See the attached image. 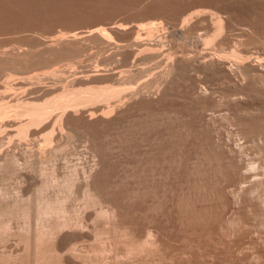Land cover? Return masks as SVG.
<instances>
[{
	"label": "rangeland",
	"instance_id": "obj_1",
	"mask_svg": "<svg viewBox=\"0 0 264 264\" xmlns=\"http://www.w3.org/2000/svg\"><path fill=\"white\" fill-rule=\"evenodd\" d=\"M138 1H139V4L141 6L138 4ZM138 1H137L136 5L134 6V8H136V6L139 5L140 6V7L138 6L139 10H140V8H142V5L145 6V8H143V10L148 8V7H146V5L149 6V2H151V0H147V1L142 0L143 3L141 2V0H138ZM144 1H146V5H145ZM175 1H177V2H175ZM182 1L183 0H174L173 2L176 4L174 8L172 7L173 2L171 1V4H170L171 6H169V8L167 10V12H169V9H171L170 12L177 14L176 16L174 14L172 16V14H170V13H169V15H171V16H169L168 13H166V12H165L166 14L164 12L162 13V11H165V10H160L161 12H159V13L161 15H157V13L154 12L157 9L156 10H153V9L149 10V8L146 9V11H143V10H141V11L144 14H146L145 12L149 13L151 11L149 13V15L150 14H156L157 16L156 15H150L149 16V15H147L148 13L146 15H142L141 12L139 11V14L143 16V17L142 16L140 17V16H138L139 14H136V13H138L137 8H136L137 10L132 8V9H134V11H136V13L134 11L129 12L130 10L132 11V9H130L127 12H124L125 14L123 12H122L123 14L121 12L112 13L110 18H106L108 21H105V19H104L103 21H101V25H100L104 29L107 28L106 33H108V36L111 35V37H112L111 39L108 37V39L110 40V43L107 42V43L101 44L99 42L100 44H98L97 42L92 43V41H87L88 43L85 41H82V43L85 44V46H87V47H86V49L82 50L83 52H81L80 55L70 56V57H67L65 59H59V60L53 59L54 61L50 60L47 62H41V63H38L37 65H33V66H29V67H27V66L24 67V65L20 66L21 68L19 66L18 67L15 66L14 68L11 66H7V67H4L5 69L4 68L0 69V76H1L0 77V102H2L0 104L3 106L6 104V106H4V107L0 106V129H3V130H0V195H2V193H3L1 200L6 199L4 202H12V201H19V202L21 201L22 203L27 202V204L29 203V205L32 202L33 203V204H31V206H32L35 203H37L38 201H40L42 198L44 200L45 199L46 200L47 199H49V200L53 199L54 200V198L56 196H57V199L59 197L60 198L63 197L61 199L60 198L58 199L60 201H63V203L61 202V204H63V206L61 205L62 211L60 210V213L58 212V214H62L65 212L62 215L65 219L73 220V221L75 220L77 222H80L78 224H80L82 226V228H80L78 226L79 230H76V229H78L77 227L76 228L74 227L75 229L74 228L62 229L61 233L59 232V234H58L59 236L56 233L57 239L54 238L56 240V241L54 240V243H53V241H52V243L50 242V244H49L50 246L49 245L47 246L48 243L44 244L43 246L41 245L42 247L39 250H42L41 251L42 253L44 251V253L42 254L39 250H38V252H40V254H42V256L44 255V257H45V255H46V257H48L50 259H48L46 261V258H45V261L40 262V264H264V197L262 196V195H264V172H263L264 171V168H263L264 167V159L260 160V157L264 158L262 156L264 153H262L258 149V147L260 145V143H259L260 141H258L256 139L257 142L255 143V146L257 144L258 147H257V149H256V147L254 148L253 147L254 142H251L249 139H246L247 137H242V136H244L243 133L241 132L242 127H241V129L239 128V126H242L244 124H248V122L249 123L250 122L256 123V121L258 122L259 120L264 118V114H263L264 113V103H262V101H260V99L261 100L264 99V88H262V87L259 88L260 86L256 85L257 89H256V87H254L255 90L252 88L253 92H251V88H250V85H252L251 81H253L250 73L252 72V74L254 76H258L259 74L262 75V73H264V64H263L264 63V47H263L264 46V42H263L264 41V39H263L264 38V22H262L260 20V19H264V16H263L264 15V10H263L264 8H262L264 6V0H224L226 2V5L223 4V3H225V2H222L223 0H219V1L218 0H216V1L215 0H208L211 2H208L207 0H205V2H204V0H203V2L200 0H198V1L197 0H187L189 4L187 3L185 5L183 4V2L186 3V1L185 0L183 2ZM221 3L224 5L225 8L223 7V5H222V7H220L221 5L219 6V4H221ZM178 4H180L182 6V8H183L182 10L179 9V8H181V6ZM215 5H217V6H215ZM253 6L254 7L259 6V7L253 8ZM175 8H177V9L175 11H173ZM258 10H261V11H258ZM181 11H183V12L180 13ZM211 11L213 13L211 15L215 14L217 16V14H218V16L220 18L219 19L218 16L216 17L214 15L215 16L214 19H216L215 21H217V18H218V20L223 19L222 20L223 22L226 20L224 23L220 21L223 26L225 25L223 27L224 28L223 33H222V30L220 29V28H222L221 25H220V27H217L218 30L219 29L221 30V32H219L220 30L218 31L217 28L215 27L217 22H215L211 18L212 16L209 15ZM175 12H179V13H175ZM207 12H209V14ZM191 13H193V14H191ZM206 13L209 15V17ZM262 13H263V15H262V17H260ZM165 15H168V16H165ZM232 16H233V18H232ZM177 18H179V19H177ZM185 18H187L186 23H185V21L183 22V20ZM229 19L232 22H229L230 21ZM119 22H120V24L122 23L121 24L123 27L122 30L123 31L125 30L126 33L129 32L128 33L129 35H127L125 32H123L121 30L119 33L118 32L119 30L117 31L116 29L114 30L115 31V33H114L113 29H111L113 27V25H115L113 23L119 24ZM212 22H214L216 24L212 25V24H214ZM233 22H234V26H233ZM260 22H262V23H260ZM110 23H112V24H110ZM123 23H125V24H123ZM179 23L182 25V27L180 26ZM57 24L58 23H56V25H54V26H58ZM89 24L90 23L88 22V25ZM229 24H230V26H229ZM59 25H60V26H58L59 28L56 27V29H54V26H52L51 29H54V30L51 31L49 29L48 32L49 33L52 32L53 34L56 32L62 33V32H65V30H68L70 32L72 30H75L76 26H80L79 24H73L75 26H73L71 24H64L63 25V23H62L63 26L61 24H59ZM70 25L72 26L73 29L71 28ZM81 25H82L81 26L82 28L79 27V29L80 28L83 30H84V28L86 29V27H84L86 25V23L85 24L81 23ZM109 25H110V27H109ZM137 25H138V28H137ZM236 25H237V27H236ZM66 26H68V28H66ZM212 26H214V28L218 31L217 33H216L215 29H213ZM217 26H218V24H217ZM232 26L236 30L234 28H233L234 30L233 29L230 30V28H232ZM62 27H63V30H61ZM134 27H136V28H134ZM132 28H134V29H132ZM141 28H142V30H141ZM81 29H80V31H81ZM131 29L133 30L132 32L130 31ZM138 29H140V30L138 31ZM228 29H229V31L232 32V37L230 36V38H232L235 42L229 38L230 33L228 34V32H229ZM28 30H30V29L24 30L25 33L22 32L23 34L20 32L21 30H17L20 32V34L16 30H13V31L8 30V34H6L7 31H4L6 35L4 34V32H0V34L2 33L1 34L2 37L0 36V56L2 58L3 57L5 58L7 54H11V53L13 54V52L15 50L16 51L21 50V53H22V52H24L25 48H26L25 51H27L28 48H31L32 46L31 47H29V46L32 45L33 43H34L33 45L37 44L36 47L39 49H40V47L43 48V46L46 42L47 43L49 42V44H46V46H44V48L47 49V47L51 46L50 45L51 39L53 40L54 37L51 38L50 36H48V37H50V39L46 38V37L45 38L42 37V39H45L44 42H42L43 40L39 39V37L41 38V36L36 35V33L34 32V31H39V29H37V30L31 29L35 33V36H36L35 40L37 37L39 39V40H37L38 43H35V42H33L35 40H33L32 38H31L32 41L30 40V38H26V37L30 36L31 34L34 35V33L32 31H31L32 32L31 34H30V32L28 33ZM77 30H78V27H77ZM68 31H66V33ZM13 32L14 33L16 32L15 34H17V36ZM10 33H12L13 35H11ZM45 33H47V32H45ZM52 33H50V34H52ZM60 33H58V34H60ZM137 33H138V35H137ZM213 33L217 34L219 37L221 35H223V37L221 36V38H219L217 35L214 36ZM220 33H222V34H220ZM233 33L235 34V36H233ZM53 34H52V36H53ZM25 35H27V36L25 37ZM57 35H55V36H57ZM225 35H228V36L226 37ZM236 35H237V37H236ZM13 36H15V37H13ZM45 36H47V35H45ZM120 36H121L122 40L120 39ZM124 36L127 39H125ZM32 37H34V36H32ZM57 37H59V36H57ZM211 37L213 39H217V40H215V42H214V40ZM225 37L229 38V39H226ZM234 37H235V39H234ZM24 38H25L26 42H24L25 40H22ZM117 38H119V40ZM237 38H239V39H237ZM47 39H49L50 41L49 40L47 41ZM54 39H56V37ZM27 40L28 41L30 40L33 43H30V41L27 42ZM127 40H128V42H127ZM228 40L230 41V44L228 42L226 43V41H228ZM238 40H241V42L240 41L238 42ZM245 40H246V43H248V44L245 43ZM111 41H113V42H111ZM217 41L218 42L220 41L219 43L221 45ZM236 41H237V43H240V45L237 44ZM40 42H41V45L43 43L42 46H39ZM231 42H232V44H231ZM28 43H30L29 46H28ZM52 43H53L52 47L54 46V44L56 45V43H54V42H52ZM123 43H125V44H123ZM207 43H209V44H207ZM235 43H236V46H233ZM244 43L246 44V46L247 45L250 46V48L247 47V50L249 53L251 52L250 55H252V56H250L249 53L247 52L246 46L244 48ZM251 43H253V44H251ZM83 44H82V47L85 48L83 46ZM226 44H227V46H226ZM254 44L260 45V46H258L259 48L257 47V45L255 47H253ZM241 45L243 46L242 51H244V49L246 50L245 51L246 53L243 52V53H245V55L242 53V51L240 52L241 47H242ZM90 46H92V49H90L91 48ZM220 46H223V47H220ZM191 47H193V48H191ZM215 47H217V48H215ZM189 48H191V49H189ZM5 49H6V52H8V51L10 52L11 49H12L11 51H13L14 49L15 50L11 53H6L4 51ZM34 49H35V51H40L39 49L37 50L36 48L32 47V50H34ZM249 49H251V50L249 51ZM41 51H43V49ZM15 52H14V54H17ZM158 52H159V54L161 53L160 56H159ZM3 53H4V55H3ZM18 53H19V51H18ZM122 53L128 55V56L126 55L128 58L127 59L128 61H129V57L130 58L132 57L129 62H126L128 65L131 64L132 67L131 66L126 67L128 65L125 66L124 59H126V58H123V57L121 58L120 55H122ZM240 53L243 54V56ZM118 54H120V55L117 56ZM155 54H156V56L158 55L157 57H160L161 59L157 58L155 56ZM238 54H240V55H238ZM246 55H248V57ZM111 57L114 58L115 60H112ZM189 57L194 58L195 60H200V61L204 60L205 58L218 60L220 63L219 67H221V69L220 68H217V69L221 71L223 67L225 68V69L223 68L224 70H222V71L226 74V77H228V78H226L224 76L225 81L230 78L228 80L229 82L226 81L227 84H224L225 81H222L221 78L217 77L219 74L218 72H220L218 70H216L217 74L214 72V74H216L215 78L220 79L224 85L221 84L222 82L218 79H216V81H214L215 80L214 78L212 80H210L212 77H214L213 72H212L213 76L211 74H208V72L204 73L205 71L204 72L202 71V73L198 72L199 74L195 73V75H196V77H195V75L193 73L194 71L193 72L191 71L192 73H190V71H189V73L191 74V75H189L187 73L188 72V70H187L186 74H188L189 76L187 75L186 77H187V80L189 82H187V80L186 81L184 80V81L187 83H190L189 85L191 86V88L187 85V83L186 84L184 83V84L186 87L187 86L189 87L190 90L188 92H189V95L191 92L192 96L191 95L187 96V97L185 96V95H187L185 93H187L188 89H185L184 87H182L181 86L182 84L177 82L178 78L176 79V77H175V79L177 81L173 80V83H174V81L176 82V84L178 83V85L175 86V89L174 88L170 89L169 86L166 87L167 86L166 84L169 85V79L171 81L170 77L173 76V78H174V76H176L175 74L171 75L169 77L164 76V72H165L166 68L168 67L169 63L171 65L173 62L174 63L175 62L177 63V61L179 62V60L182 63L181 60L183 58H185V61L183 60L184 62H186L188 60V63H189V61H190ZM203 57H205V58H203ZM2 58H0V61L3 60ZM146 58L148 61L146 60ZM176 59H178V60H176ZM137 60L139 61V63L137 62ZM104 62H105V64H104ZM142 62L143 63L145 62V64L142 65L143 64ZM221 62H222V64H221ZM106 63L108 65L110 64V66H108ZM174 63H173V65H174ZM249 63H251V65ZM111 64H113V65H111ZM119 64H120V66H119ZM121 64L124 67L121 66ZM165 65H166V67H165ZM177 65H180V63L176 64L175 66H177ZM242 65H244V66H242ZM75 66H76V68H75ZM248 66L249 67L251 66V69L253 71ZM115 67H116V69H115ZM136 67L138 69H136ZM86 68L89 71H87ZM98 68H100L101 70ZM119 68L121 71L119 70ZM121 68H123V69H121ZM133 68H134V70H132ZM244 68L245 69L248 68V70L250 69V73L247 70H246L247 73L245 71H244V73L241 72V69L243 70ZM258 68H260V69L258 70ZM72 69H74L73 70L74 72L72 71ZM139 69H140V71H138ZM91 70H93V71H91ZM96 70L99 72H96ZM129 70L132 73H130ZM82 71H84V72H82ZM85 71L87 72V74L89 76H91L90 74H92V73L95 74V72H96V74H100L104 78L99 76L101 78V79H99L96 76L97 77L96 80L94 77H90V78H93L91 80L88 78L87 79L84 78L85 79L84 80L83 76L85 77V75H87ZM119 71L121 74L119 73ZM133 71H135V72H133ZM222 71L220 73H223ZM62 72L64 73V75ZM89 72H90V74H89ZM122 72H124V73H122ZM227 72H228V74H227ZM256 72H257V74H256ZM19 73L21 74V76H19L20 75ZM65 73H67V74H65ZM77 73H79V74H77ZM117 73H119V74H117ZM242 73L243 74L246 73L247 75L250 74L247 77V79H249V80H245L246 74L243 76V75H241ZM55 74L57 76L60 75L59 78L57 76H55ZM116 74L118 75V77ZM123 74L124 75L127 74V75L123 76ZM128 74H132V75L129 76ZM134 74H136V76H134ZM204 74H206V75L208 74V77ZM223 74H221V75H223ZM78 75H80V76H78ZM81 75H83L82 78H81ZM209 75L212 77L210 78ZM221 75H220V77H221ZM11 76H13V78ZM65 76H66L67 80H66ZM121 76H122V78H120ZM127 76H129L128 77L129 79L127 78ZM190 76H193V77H190ZM250 76H251V79H250ZM74 77H77V80L79 79L78 77H80L81 80L82 79L84 80V82L87 81L86 83H91V84L79 83V84H74L72 86H69L68 81L70 82L72 78L74 79ZM124 77H125V79H123ZM131 77H133V78H131ZM189 77H190V79L194 78V80L191 79L192 80V82H191L190 79H188ZM41 78H43V79L41 80ZM53 78L54 79L57 78L58 80L57 79L54 80ZM63 78L65 81L63 80ZM119 78H120V80H119ZM167 78H169V79H168V82H166V84H165V81ZM207 78H210V79H207ZM263 78L264 77H262V79ZM59 79L61 80L62 84L64 83L63 85L59 82L60 81ZM133 79H135L134 81H136V82L132 83L131 81H133ZM151 79H153V80H151ZM184 79H186V78L184 77ZM34 80H35V82H34ZM44 80L47 81V83H45ZM83 80H82V82H83ZM92 80H93V82H91ZM112 80H114L115 82L114 81L112 82ZM116 80H119L121 83L125 82L124 83L125 85L124 84L121 85V83L116 81ZM122 80H126L127 84H126V81L123 82ZM243 80H245V81H243ZM15 81H19V82L16 83ZM151 81H153V82H151ZM179 81H181V80H179ZM181 82H183V81H181ZM51 83H52V85H51ZM57 83H59V84H57ZM118 83H120V84H118ZM40 84H41V86H40ZM105 84H107V85H105ZM116 84L118 86H116ZM146 84L148 85V87L146 86ZM176 84L170 83V86L176 85ZM179 84H181V85H179ZM184 84H183V86H184ZM65 85H67L69 87H67V86L65 87ZM119 85H120V87H119ZM150 85H152V86L150 87ZM247 85H249L248 86L249 88L246 87ZM5 86L8 88L7 91H6L7 88ZM237 86L239 87V89ZM145 87H147V88H145ZM43 88H45V89H43ZM46 89L48 91H46ZM166 89H167V91L169 90L168 91L169 93L171 92V90H175V91H172L173 93L171 92L172 94L170 93L171 94L170 95L166 91ZM240 89H243V90H240ZM261 89L263 92L262 91L260 92ZM57 90H58V93H56V94H58V96L56 94H53V96H56V97H53L51 95V93L55 92ZM59 90H61V92H59ZM137 90H141L142 92L138 91L136 93ZM144 90L145 91L148 90L147 92H149L150 97H149L148 93H145ZM178 90H179V92H178ZM256 90H258V93H254V91L257 92ZM133 91H134V94H138L139 92L141 94L132 96L131 92L133 94ZM164 91H166L168 94ZM235 91H237V92H235ZM241 91H242V93H241ZM81 92H85V93H81ZM181 92H182V94H181ZM259 92L261 94H259ZM47 93H50V94H47ZM165 93L167 94V96ZM222 93L223 94L226 93V95H223ZM250 93H252V94H250ZM128 94H129V97H128ZM143 94L144 95L147 94V96H145L146 100H144L145 98L143 97ZM253 94L254 95L257 94V95L254 96ZM39 95H40V97H39ZM179 95H181V96L179 97ZM251 95H253V96L251 97ZM44 96H45V98H44ZM130 96H132V98H131L132 100L134 99V96L138 97V99L136 98L138 101L136 99H134L135 101L130 100L131 105L134 106L135 108L132 106L130 107V101H128ZM139 96H140V99L142 97L144 98V99L143 98L141 99V100H143L142 102H140ZM173 96H175L177 98L175 99V97H173ZM183 96H185V97L183 98ZM166 97H167V99L168 98H170V99L167 100V99H165ZM80 98H82V100L86 99V101H84L82 103L86 102L88 107H90V105H91L90 108H99L100 107V101L102 102L104 99L110 98L111 101H117L119 99L118 102L120 103L119 104L120 106L118 105V102H117V104L115 102V104L118 106H117V108H116L115 104H114V106H112V107H115L116 110L114 109L113 111H111V114H113V113L116 114L117 113L116 111H120V112L117 113L116 115L114 114L113 118H112V116L109 117L108 114L106 115L109 118L113 119V120H107V118H106L107 121H110V123L116 121V123L114 122L113 123L114 125L111 124V127H110V125H108L110 123H107L108 126H106V125L103 126L101 136L99 137V140H100L99 143L100 144H101V142H105L106 140L108 143V139H109L108 135L110 134L109 136H111L113 134L112 132H115V134H117V133L121 134L123 132V136H126V137H127L128 133L133 136L135 134L136 130L133 134H131L130 132H132V130H134L133 127L135 128L137 126L139 128V130L137 129L139 132H137V134L135 135V137H137V139L136 138H134L135 140L130 139L131 141L133 140V143H132L133 145L136 146V143H134L136 140L137 141L139 140L138 141V144H139L140 140L143 139V136H144L142 134L143 133L145 134V132L148 130L147 133H149L148 136L150 139H152L151 141L154 142V141L159 140L158 141L159 144H161V143L164 144V141L160 137L163 134L162 136L165 137V143H166V146H165V144H164V146L167 148V144H169V141L171 140V137H172V136H170L171 135V129L173 130L172 132H175L179 127L184 128L185 125L188 124L187 127H189V125L192 126L190 128H191V133L193 135L187 134V130H186L185 133L187 134V136L185 135V133H183L184 137H186V140H185L182 136V133H177L179 135L181 134L180 136H182V138H183V140L181 141V138H179L180 136L178 135L179 136L178 137L177 134L175 135L173 133L172 135L173 136L175 135L174 137L177 136L176 138H179L180 140L172 137V143L175 142L174 139L178 140L177 142L180 141L182 143V145H179L180 146L179 148L181 149L182 146L184 147V144H185V142H183V141H186L187 142V144H185L186 148H182L183 149L182 152H180V150H176V153L178 152L180 154L181 153L185 154L187 152V151H185V149L189 150V148H191L190 149L191 153L188 152V153H186L187 155H183V156H188V154L190 153L189 156L191 155L192 161H195L196 160L195 154L196 155L202 154L201 152L199 153V151L201 150L202 147H204V148H202V150L204 149L205 153H207V151H208V149L205 147V144L201 143L200 139H202V138L198 137V134H196V133H198V128H196V127H199V128L204 127L205 124L202 126H198V124L201 125L200 124L201 121L203 123V120H204V123L207 122L206 125H208V124L211 125V127H209L210 125H208V126L205 125L206 127H208V130L209 129L211 130L210 133L215 132L214 137L212 135L213 133L210 134V137L212 140L211 143H213V142L216 143L215 144L216 145V149H215L216 152L218 153L217 150L219 147V150L220 149L222 150V151L220 150L222 152V154L219 151L220 154L221 155L224 154L223 157L221 156L222 159L225 158V160H226V158H227L226 161L222 160L223 161L222 165H224V168L227 167V165L229 166V164L232 167L233 166L236 167V165H233V164H237V166L239 167V165L241 166L242 163H244V165L242 164V167H244V166H247L248 164L250 165V163H248V162H250L252 160L251 163H254L252 165H256L255 166L256 168H254V166H253L254 169H251L250 173L253 172L252 170H255V171L250 174L249 171L246 170V172L248 171V174L251 175L250 176L248 174H244L245 172H243V171L245 169L243 168L244 170H242L240 173L242 175H240L239 169L236 168L237 170H235V167H233V169H232V167H230V168L227 167L224 169L225 171H223L220 169V167L222 166L221 165L218 169H220L222 171V176L224 174H230V172H229L230 170L232 172H231L230 176L224 175L228 179L230 178L228 182H227L228 179L223 176L225 179H227L224 181V183H223L224 178H222L223 179L222 180L221 175H220V177L218 174L215 175L216 178L218 177V179H217L218 181L221 180V182L219 181L220 184L221 183L223 184V185L222 184L220 185L219 183H217L220 186L219 185L216 186L217 180H215V184H213L214 182L212 181L213 187L214 186H216L215 188L218 187L219 192H220V193H218L217 189L211 190L212 186L210 188L211 191L209 189H204L205 187L203 188V186H205V184H204V181L202 180V178L200 180L203 182L202 183L203 185L200 184L201 181H200V183L198 182L199 178H200L199 177L200 174L198 175V179H197V176H196V178H195V176H194V178L191 177V176L195 175L193 173L194 169L192 170V173H191L190 172L192 169L190 167L191 165H189V163H187V162L191 161V158L188 161V158L185 157V160H187V161H185V160H184L185 162L183 160H181V161L184 162L183 165L185 163H187L189 165L188 168H189V172H190L191 176L189 177L190 174H188L189 172L187 171L188 170L187 166H186L187 164H185L186 171L185 172L183 171V170H185V168H184L183 170H181L182 172H178V173H180L179 175L181 176V174H182V175L186 176V178L188 177L190 179L192 178L193 181L195 180L196 182H194V183L195 184L197 183L198 187H200V185H202L201 187L204 189V190H202L200 188L202 191L208 190L207 192H209V196H210L211 192H213V194L211 195V199L213 200L212 201L209 198V196H207V195H206V198H208V199L203 198V197H205L204 194H206V192L200 191L199 188L198 189L196 188L197 190H199V193H198L199 195L197 194V192H196L197 190L194 189V187H192L195 185L193 183L192 179L189 181V179L187 178L189 184L192 181V185L190 184L191 186L189 184H188V186L187 185L184 186V184H187V182H185V180H187V179L184 176L179 177L178 179L180 180V182L179 181L177 182V179H175V178H177L179 175L176 172L179 171L180 167L175 172L176 175H178V176L174 175L175 173L174 174L171 173V175L169 174L170 177H168L169 176L168 173H170L169 172L170 170L168 171L169 168L167 169L168 165L163 164V166L167 165V167L164 166V169L165 168L167 169V171H166L167 173H162L163 171L160 172V170L163 168L161 166L162 164H160V166H161L159 169L160 175H161V173H162V175L164 174V177H166L165 178L166 180L160 179L159 177L162 178V176H160L156 172V170L159 168V165L156 166V168H154V172L151 171V175H154V177H155V179L152 180L150 178L151 176L148 175L150 172L147 174H146V172L144 173V171H145L144 169L146 168L145 166L147 164V163L145 164V162L148 159L147 157H145V159H144V154L148 153L147 155L149 156V159H150L149 154H151V153H149V152H152V151L155 152V150H154L155 149L154 147H156L155 143H154V147H152L153 149H151L150 148L151 146L148 143L151 141L148 140L147 136H144V137H147L146 140L144 138L143 141H141L143 143L145 140L144 143H146V144L145 145L143 144L145 146V147L143 146L144 149L141 148L142 143L140 142L141 146L137 145L138 146L137 148L136 147H133V148L130 147V149H129V147L127 146V147H123V149L121 150L123 145L126 146V144L131 143V142H129V139H128V143H127V141H125V139H127L126 137H125V139H124V137H122L123 141L126 142V144L123 143V141L121 140L120 137L118 140L117 138L120 134H118L117 136L115 134H113L115 136H111V138H113V137L116 138V140L110 138L112 142H114V140H115L114 143L110 144V140H109L108 146L110 144V147H111V145L113 144L112 147L114 150H112L110 147L107 148L106 142H105L106 147H103V146H105L103 143L101 144V145H103L102 147H103L105 152L108 151L105 149H109V150L111 149L112 150V152L109 151L111 153L106 152L107 154L108 153L110 154V155L106 154L110 158L107 157L106 155L103 156L104 159L107 162H109L108 163L109 165L110 164L115 165V169L111 168L112 165L108 167L107 164H104L105 160L99 161L100 155H99V157H94L93 152L91 151V149H92L91 147L94 144H93V142H91V140H87V137L86 138L83 137V135H85V134L78 132L76 129L69 126L65 122L61 124L63 126V127H61L57 123V120H53V119H55V117L53 115L57 114L60 110L63 111V108L65 110L64 112H66V113H71L70 110H72V112H73V109H71L70 107L68 108V105L70 103L71 104L75 103V101H76L75 105L77 104L79 106L78 101H81ZM226 98H227V100H225ZM10 99H12V100H10ZM58 99H60V100H58ZM163 99H165V100H163ZM121 101L124 103H127L126 101H128L129 104L128 103L125 104V106L128 105L127 106L128 108L125 107ZM139 102L142 104H145V105L147 102H150V103H148L150 105V107L147 104V106L144 105L146 109H143L144 106H142L143 108H141V104H139ZM162 102H163V105H162ZM263 102H264V100H263ZM136 103L139 104V107L142 110L137 108L138 106ZM64 104H67V106L65 105V107H64L63 106ZM86 104L85 105L82 104V105L86 106ZM121 104H122V106H121ZM82 105L80 104V106H82ZM60 106H62L61 109H60ZM156 106H158V107H156ZM165 106H166V108H165ZM218 106H220V107H218ZM121 107H122V109H123V107H125L127 111L125 112V109H124V111L122 110V112H121V110H120ZM147 107H149V109ZM184 107L186 108L187 112H190V110H192L194 113H195V111H201V112H203V116H205V117L200 116V115H202L201 112L200 113L198 112L199 116L197 115L198 113H195L196 115L194 114V116H192V118L195 116L200 117V118L196 117V118H198V119H196V120H198V122H199L198 123L195 120V118L192 119L191 116H189V113H187L188 114L187 115L186 113L184 114V112H182L185 110ZM56 108L58 111L56 110ZM118 108H120V109H118ZM129 108H131L133 110L134 114L131 113V110ZM202 108L204 109L203 111H202ZM259 108H260V110L263 109V111H258ZM67 109H69V110H67ZM128 109L130 110V112L128 111ZM169 109L174 110V112H176L177 115H178V113L180 114L177 116L174 113L177 118H179L181 115H183L182 117H180V119H181V118H184V116L186 115V117L184 118V121L187 124L184 123L185 125L183 127H181L179 125L183 124V123L182 122L180 123L179 119H177L176 122H179L178 123L179 125H177L178 128L176 127V122H175L173 128L172 127L170 129L168 128L170 131L169 135L166 134L168 131H166V128L163 126L164 124L161 125V123L158 125V127H156L157 129L154 128V129H152V131L150 128L147 129L148 127L147 128L144 127L145 130L147 129L146 131L144 130V128L141 129L143 126L140 123H142V121L147 119L146 116H149L152 114H154V116H157V115H155V113L159 114L160 112L162 114L164 113L163 114V116H164L165 114H167V113H165L166 110H168L169 113L172 112V111L170 112ZM207 109H209V110H207ZM186 110H185V112H186ZM51 111L54 114H52ZM68 111H70V112H68ZM216 111L219 113H217ZM247 111L252 112V114H254V115H252V117H254V119H253L254 121H251L252 117L245 116V115L250 114V113L247 114ZM47 112H48V114H45ZM50 112H51V114H50ZM123 112H124V115H125V113L127 114L128 112L130 113V115H132V117L128 118V125L129 126H131L130 124H133L134 122L139 123L141 126L139 127V124L135 125V123H134L133 127L132 126L127 127V125H126V128H125L124 126H125V124H127V122H126L127 118L126 117L128 115L124 117L126 123L123 120H121L122 116H120L121 119L118 118L119 116L116 117L118 114L123 115ZM148 112H150V114L146 115V114H148ZM181 112H182V114H181ZM193 112H192V114H193ZM242 112H244V113H242ZM260 112H263L262 113L263 115H260L261 114ZM1 113H3V114H1ZM12 113H14V114H12ZM111 114H109V115H111ZM162 114H161V116H162ZM27 116H31V117H27ZM133 116H134V118H133ZM224 116H225V118H224ZM158 117L160 118V114L158 115ZM202 117H203V119L201 120ZM243 117H246V118H243ZM248 117H250V120H247L248 121L247 122L244 119H247ZM14 118L16 120H14ZM114 118L115 119L117 118V119L115 120ZM135 118L137 120L134 121ZM142 118L144 120H142ZM255 118H257V119H255ZM130 119H131V121H130ZM13 120H14V122H13ZM138 120L139 121L142 120V121L139 122ZM182 120L183 119H181L180 121H182ZM193 120L196 121L195 125L198 123L195 128L193 127V126H195L194 123L193 124L190 123ZM263 120L264 119H262L261 121H263ZM53 121H54V123L51 125V123ZM121 121L123 122L122 124H117V123H121ZM195 121H193V122H195ZM231 121H233V122H231ZM239 121H240V123H239ZM129 122H131V123H129ZM236 122H237V124H236ZM238 123L239 124L243 123V124L239 125ZM20 125L24 126V127H21ZM119 125H121V127L124 125L123 129H127V128L129 129L130 128L129 130H131V131L124 135V130L122 132H118L119 130L121 131V128ZM2 126H4V127H2ZM14 126H15V128H14ZM118 126L120 129L116 131V128H118ZM109 127L111 128L110 130L108 129ZM113 127H115V129ZM18 129L19 130L21 129V130L19 131ZM111 130H112V132H110ZM142 130H144V132L141 133L140 131H142ZM163 130H165L166 132L163 133ZM18 131L20 133H17ZM75 131H77V132H75ZM179 131H181V130H179ZM182 131H184V129ZM239 131H240V133H239ZM161 132H162V134H161ZM176 132H178V131H176ZM193 132L196 134V136H194L195 134ZM107 133H109V134H107ZM66 134H67V136H66ZM71 134L72 135L74 134L73 136H75L74 139H72V140L68 138V135H71ZM105 135L107 136V138ZM130 135H128L129 136L128 138H131ZM155 135H157V136H155ZM165 135H167V138L168 137L170 138V140L168 139V142L166 141ZM120 136H122V134ZM141 136H142V138H140ZM158 136L162 140V142L159 138H157ZM188 137L191 138V140ZM193 137H196V138H193ZM105 138H106V140H104ZM155 138H157V140H154ZM187 138L189 140H187ZM242 138H244V139H242ZM214 139L216 142L213 141ZM86 140H87V142H85ZM101 140H103V141H101ZM198 140L200 142H198ZM220 140H222V141H220ZM244 140H246V141H244ZM248 140H249V142H247ZM88 141H89V144H88ZM121 141L123 144V145L121 144L122 146H120V144H118V143H121ZM188 141H190V142H188ZM193 142H195V143H193ZM202 142H203V139H202ZM67 143H68V145L66 146ZM170 143H171V141H170ZM192 143L195 144L196 146H194ZM249 143H252V145L250 144L251 146H249L248 145ZM201 144H203L204 146H202ZM133 145H130V146H133ZM197 145H199L198 147H200V145L202 147H200V149H199L197 147ZM212 145H214V144H212ZM215 145L213 146L214 148H215ZM59 146H66V147L62 151H59L58 149L55 150V148H58ZM89 146H91L90 147L91 149H88ZM139 146L141 149L139 148ZM169 146H168V148H169ZM146 147H149V149H147ZM192 147H193V149H192ZM251 147H253V149L255 151H253V149ZM53 148L55 151L53 150ZM124 148L125 149L127 148V149L125 150ZM131 148L133 149L134 152H135L134 149L136 148L135 154ZM145 148H146V150H145ZM194 148H197V149H194ZM205 148L207 149V151ZM230 148H232V149H230ZM238 148H240V149H238ZM249 149L250 150L252 149V151H250ZM120 150L121 151L125 150V151L121 152ZM127 150H130L131 154L128 155L127 153H130V151L127 152ZM141 150L142 151L144 150V151L142 152ZM244 150H246L245 153H244ZM145 151H146V153H145ZM141 152L144 154H142ZM153 152L151 155L155 156L156 152L155 153H153ZM208 152H210V150ZM241 152H243V153H241ZM259 152H261V153H259ZM136 153H138V154L141 153V155H143L142 156L143 158H138L137 157L138 154L136 155ZM203 153H204V151H203ZM212 153H214V152L207 153V154L210 155ZM231 153H232V155H231ZM182 154H181V156H182ZM225 155H226V157H225ZM13 156L16 159L15 160V162L17 163V164L15 163V166L17 165L16 167L9 164V161H10V159H13ZM154 156H151V157L154 158ZM244 156H245V158H244ZM103 157H101V158L103 159ZM156 157L158 158L157 155H156ZM156 157H155V159H157ZM193 157H195L194 160H193ZM234 158L235 159L237 158L236 159L237 161ZM135 159H137V160L141 159V160H139V162L142 160H144V161L146 160L144 162V164H143V162H140L141 168H142V164H143V166L145 165L142 168L143 169L142 171H139V170H141L140 168H138L140 166V164L139 163L137 164ZM228 160H230V161H228ZM231 160L232 161L234 160V161L231 162ZM102 161H104V162H102ZM192 161L190 163H192ZM111 162H113V163H111ZM224 162H227V164L225 163L226 164L225 165ZM229 162H231V163H229ZM135 163L138 165V167H136ZM199 163L200 162H198V163L193 162L194 166L192 164V167L195 168V166L198 165ZM181 165L182 164H180L179 166H181ZM183 165H182V167H184ZM133 166H134V168L136 167V169H133ZM215 166L216 165L214 164V167ZM1 167H2V169H1ZM112 167H114V166H112ZM116 167H117V169H116ZM130 167H132V168H130ZM105 168L106 169L111 168L110 170H115V171L112 172L109 170L110 171L109 173H113V174H109ZM213 168H211V169L214 172V170L217 169V166L214 169ZM71 169L76 171V173H74V175H73L74 176L72 179L73 183L71 182L72 187H69L70 190L64 191L66 194L63 193V191H62V193H60L61 189L59 190L58 187H56V184L58 181H60V178L64 174L69 173ZM211 169H209V170H211ZM135 170H138V172H141L142 175L145 174L146 176L147 175L150 176L149 177L150 179L148 177L147 178L150 181L152 180L151 182L148 180L150 182V184L152 183V185H156L155 184L156 180H158L159 183L162 180L161 184H163L162 182H165L164 183L165 185L163 184L164 189L162 187H160L161 185L158 182L157 183L160 186L157 184L156 185L157 189L155 188L156 186L152 187V185L149 184V186H151L152 188H155L156 190H158V188H162L161 190L159 189L161 192L159 194H158L159 191L157 192L154 189V192L156 191L155 192L156 195H154L153 191H152L153 193L152 192L149 193V191H151L150 190L151 187L149 188V190H147V188H146V186H148L146 184H148L149 182L146 180L144 182V180H143L144 177L142 178V180H141L142 176L139 177L138 180L140 179L139 181H142L141 183H144L146 185L143 187H144V189L146 188L145 192L147 191L149 193V195L152 194V195H154V197L158 196L157 198H160V197H162L160 194H162V191H163V193H165L164 190L167 186L168 187L166 188V191H167V189L169 191L170 187H171L174 189V190L173 189H171V190H173L175 194L173 192L171 193V190L169 192L167 191L166 194H162V195H166L165 197H167L170 194V196H168L167 199H165V197L164 198L162 197L164 199L162 204H160L161 202L160 203L158 202L161 199H157L156 197L155 198L153 197L155 199V201L158 200L157 202L159 203V205H157V202H155L156 203L155 204L153 198L148 197L147 193H146L147 194L146 196L149 199L148 198L143 199L144 197H142V199L139 198V196L141 197L142 195H139L138 190L142 189V188H139L140 185L142 186V184L139 181H138V183H140L139 186H137V184H135V183H137V181H136V178L134 180V177L136 175L140 174L139 173V174L135 175V173H137V172H135V173L133 172ZM220 170H217V171L221 172ZM226 170H227V173H225ZM6 171H8V172H6ZM127 171H129L130 174L133 172L135 176L133 174H131V175H133L132 176L133 178L131 177L132 178L131 179L130 178L131 175L128 174ZM106 172L109 175H111V176H109V177H111V179L107 176L108 174H106ZM213 172H212V176H214V174H215ZM223 172H224V174H223ZM126 173L129 176L128 182H127V177L125 176ZM152 173H154V174H152ZM183 173H185V174H183ZM209 173H211V172H209ZM257 173H259V174H257ZM102 174L106 175L105 178L107 181L105 180V178L103 177ZM156 174L158 176H156ZM186 174H188V175H186ZM238 174L241 177H243L244 175H246V176L248 175L249 177L244 176V178H247V180L244 178L241 179ZM166 175H168V176H166ZM173 175L175 178L172 177ZM210 175L211 174H209L207 176H210ZM231 175H233V177H231ZM96 176H97V179H96ZM101 176L104 179L101 178ZM122 176H124V177H122ZM237 176H238V178H235ZM98 177H100V179H103L105 181L101 180L100 181L101 183H99ZM125 177H126V179H125ZM136 177H138V176H136ZM154 177H152V178H154ZM182 177H184L185 180ZM147 178H145V179H147ZM248 178H250V179H248ZM121 179L126 180V181L122 180L125 185H122L123 183H122V181H120ZM236 179H238V180H236ZM133 180L136 182L135 183L132 182ZM213 180H214V178H213ZM256 180H257V182H256ZM116 181H118L117 182L118 184L116 183ZM182 181H184V182H182ZM105 182H107V183H105ZM114 182L116 185H118L116 187H118L119 189L118 188L116 189ZM241 182H244V183L241 184ZM258 182H260V183H258ZM176 183H180L179 184L180 187L183 184L185 194L183 192L181 194L180 191L181 190L184 191V190L180 189V187L177 186L178 184L176 185ZM227 183H228V185H227ZM253 183L254 184L257 183V184L254 185ZM261 183H262L263 187H260ZM96 184H98L99 186H100V184L105 185L107 189H108V187H110V185H112V187H110V189L113 188V186H114L116 190L113 189V191H108V192L112 193V192L116 191L117 194L118 193L121 194L123 192H124V194L126 192H127V194H129V193H132V191L134 190V192L137 193V194L134 193V195L135 194L137 195V197L135 196L134 200H137V199H141V200H139L140 201L139 203H138V200L132 201L133 199H130L131 201H128L129 199L127 200V198H131L132 196H134L132 194V195H130L131 197L129 195H127V198H123V200H122L123 203H122L121 198L124 196L121 195L122 197L121 196L117 197L119 194L117 195L114 192L115 196H112V195H114L113 193L111 196L109 194L107 195L105 193L107 195V197H106V195L104 193L99 192V190L101 191V189L105 186H100V188H99L96 186ZM108 184H109V186H108ZM119 184H120V186H119ZM258 184H260V185H258ZM41 185L42 186L46 185L47 187L45 186L42 188ZM134 185H135V187H134ZM175 186L179 187L180 190H178V188H177L176 191L177 190L178 191L176 192L175 188H174ZM252 186H253V188L251 190H253L255 186L256 187H255L254 191H252L250 193L249 189ZM221 187H223V188H221ZM98 188H99V190H98ZM186 188H187V190H186ZM120 189H123L122 192L117 191ZM246 189H248V190H246ZM41 190H42V192H40ZM88 190H89V192L91 190V194H89V196H91L92 194L95 195V196L94 195L92 196V197H94L93 199H92V197L89 198V196L87 194V193H89ZM143 190L140 192L144 193ZM245 190L248 191L251 195H247L248 193H246ZM167 193H168V195H167ZM171 194H173V196ZM200 194L202 195V198L205 199V201L199 197ZM143 196H145V194H143ZM256 198L259 200H257ZM37 199H40V200L35 202ZM124 199L126 201H124ZM167 200H169V201H167ZM171 200H173V201H171ZM115 201H116V204H118V205L115 204ZM117 201L121 204H119ZM181 201L184 203L185 208L187 205V211H185L184 207L182 210L183 204H181L182 203ZM164 202H166L167 204L166 203L164 204ZM209 202H210V204H209ZM172 203H173V205H171ZM132 204H133V206H132ZM178 204H181L182 206L181 205L178 206ZM114 205L117 207H114ZM156 205L160 206V207L162 205L161 209L164 211H162V213H161L159 210L160 207H158L159 208L158 210L160 213L157 210H155V211H157L158 214L154 213L155 211L152 209V207L153 206L155 207ZM33 207H35V205ZM149 207H151V209H149ZM111 209H112V211H109ZM148 209L153 210L154 212H151V211L149 212ZM180 209H181V211H180ZM32 210H33V208H32ZM136 211H137V213H136ZM108 212H110V215ZM105 213H108V214H105ZM111 213H112V216H111ZM27 216H28V217H26L27 219L25 217H23L26 220L23 219L22 217L17 216L13 220H11V222H9V224H10V227L12 226L11 232H16V233H18V231H19L18 228H20V224L25 225V227L28 226V229L29 228L30 229L28 230L26 227V229L28 231V232L27 231L26 232L29 233V235L28 234L26 235L25 231H24V233H25V236L26 237L29 236L28 238L30 239V237L34 236V233L36 230H40L42 228L36 229L40 225L41 222L37 221V219H36L35 209L33 212H30L29 215H27ZM143 216H145V217H143ZM153 218H154V220H153ZM114 222H115V224H113ZM120 225L122 227H120ZM117 226L122 228V229H120L118 231ZM25 227H24V229H25ZM124 230H127V231H124ZM41 231H43V229ZM44 231H45V229H44ZM120 231H121V233H119ZM36 232H38V231H36ZM21 233L23 234V232H21ZM39 233H41V232L39 231ZM56 235H54V236H56ZM95 235H96V237H95ZM11 237H10V240L7 241V242L10 241V242L6 243L7 246L4 247L5 246V244H4L3 248L2 247L0 248V251H3L5 253L7 252L8 254H10V253L12 254L13 258L11 259V262L9 264H35L33 262V256L35 254L34 246H31V245L25 246L23 242L19 241V238L17 236H13L12 237L13 239ZM66 237H67V239H66ZM44 240H45V238H44ZM61 240H62V242H61ZM53 244H55L56 246ZM51 245H52V247H51ZM26 247H28V248H26ZM4 248H5V251H4ZM128 248L129 249L131 248V253H128L130 255H128L126 253L127 250L129 251ZM27 252H29V253H27ZM49 253L50 254L54 253V254L51 255V257H50Z\"/></svg>",
	"mask_w": 264,
	"mask_h": 264
},
{
	"label": "bare ground",
	"instance_id": "obj_2",
	"mask_svg": "<svg viewBox=\"0 0 264 264\" xmlns=\"http://www.w3.org/2000/svg\"><path fill=\"white\" fill-rule=\"evenodd\" d=\"M137 1L138 0H0V32H4V31H7L6 32V34H8V30H21L20 32L22 33H25L24 32V30H26V29H30V30H28V33L30 32V34L33 32L31 29H35V30H37V29H39V31H34L35 33H36V35H39V36H41V38L39 37V39H42V37H46V38H49L50 39V37L51 38H55L56 37V39H54L53 38V40L51 39V46L50 47H47V49L46 48H44V46H46V44H49V42L47 43L46 41V43L44 44V46H43V48H41L40 47V49L39 48H37L36 47V45H33L34 43L33 42H35V43H38L37 42V40H39L38 39V37L36 38V40H35V33H34V35L33 34H31L32 36H34V37H32L31 35V37L30 36H28V37H26L27 35H25V37L26 38H30V40L32 41V39L33 40H35V41H33V42H31L30 40V43H33L32 45H30L29 46V44L30 43H28V46L29 47H33V48H36L37 50L39 49L40 51H35V49L34 50H32V47L31 48H28L27 49V51H25V49H24V52H22L21 53V50H18L19 51V53H18V51H16L15 49V53H17V54H14V52L13 51H11L10 50V52L8 51V52H6V49L4 50L6 53H11V52H13V54L11 53V54H7L6 55V57L4 58H2L1 56H0V58H2L1 60L2 61H0V69H3L4 67H7V66H11V67H15V66H22V65H24V67H29V66H33V65H37L38 63H41V62H47V61H50V60H55V59H57V60H59V59H65V58H67V57H70V56H77V55H80L81 54V52H83L82 50H84V49H86V47L87 46H85V44H83L82 43V41H85V42H87V41H92V43H94V42H97L98 44H104V43H107V42H109L110 43V40L108 39V37L111 39L112 37H111V35L110 36H108V33H106V29L107 28H103L102 26H100L101 25V21H103L104 19H105V21H108L106 18H110L111 17V15H112V13H116V12H127V11H129L130 9H132V8H134V6L136 5V3H137ZM147 1V0H146ZM146 1H144L145 2V5H146ZM171 1L173 2L174 0H151V2H149V6L148 5H146V7H148L149 8V10H151V9H153V10H156V11H154L155 13H157V15H161L159 12H161L160 10H165V11H162V13L164 12H166V13H168V15H169V13L170 14H172V16H173V14L174 13H172V12H170L171 11V9H169V12H167V10H168V8H169V6H171L170 4H171ZM184 1V0H183ZM182 1V2H183ZM186 1V3H184L183 2V4L185 5V4H187L188 3V1L187 0H185ZM198 1V0H197ZM200 1H202L203 2V0H200ZM208 1V0H207ZM216 1V0H215ZM219 1V0H218ZM141 2H142V0H141ZM175 2H177V1H175ZM179 2V1H178ZM191 2V1H190ZM204 2H205V0H204ZM208 2H211V1H208ZM213 2V1H212ZM221 2V1H220ZM222 2H225L224 0L222 1ZM255 2V1H254ZM143 3V2H142ZM180 3V2H179ZM217 3V2H216ZM253 3V2H252ZM251 3V4H252ZM138 4H139V1H138ZM148 4V3H147ZM189 4V3H188ZM211 4V3H210ZM209 4V5H210ZM218 4V3H217ZM223 4H225L226 5V2L225 3H223ZM222 3L221 4H219V6L220 7H222V5H223ZM239 4V3H238ZM249 4V3H248ZM140 5V4H139ZM138 5V6H139ZM175 3L173 2V8L175 7ZM178 5H180V4H178ZM228 5V4H227ZM230 5V4H229ZM235 5V4H234ZM138 6H136V8L138 9ZM141 6V5H140ZM139 6V7H140ZM181 6V5H180ZM187 6V5H186ZM215 6H217V5H215ZM256 6V5H255ZM260 6V5H259ZM258 6V7H259ZM185 7V6H184ZM223 7H224V5H223ZM228 7V6H227ZM226 7V8H227ZM258 7H254L253 6V8H258ZM261 7V6H260ZM136 8H134V9H136ZM143 8H145V6L144 5H142V8H140V10L138 9H136L137 11H138V13H136V11H134V9H132V11L130 10L129 12H135L136 14H139V11L141 12V14L142 15H146L148 12H145L146 14H144L141 10H143ZM148 8H146V9H148ZM172 8V9H173ZM178 8V7H177ZM177 8H175L173 11H175ZM225 8V7H224ZM262 8H264V6L262 7ZM146 9H144L143 11H146ZM179 9H183L182 8V6H181V8H179ZM222 9V8H221ZM152 10V11H153ZM185 10V9H184ZM228 10V9H227ZM264 10V9H263ZM148 11V10H147ZM187 11V10H186ZM247 11V10H246ZM258 11H261V10H258ZM151 12V11H150ZM149 12V13H150ZM153 12V13H154ZM183 11H181L180 13H182ZM227 12V11H226ZM263 12V11H262ZM122 13V14H123ZM149 13L147 14V15H149ZM159 13V14H158ZM165 13V14H166ZM175 13H179V12H175ZM187 13V12H186ZM208 14H209V12H207ZM206 13V14H207ZM125 14V13H124ZM129 14V13H128ZM135 14V15H136ZM191 14H193V13H191ZM196 14V13H195ZM207 14V15H208ZM211 14H213L212 13V11L210 12V16H212L211 18L215 21L216 19H214L215 18V16L214 15H211ZM110 15V16H109ZM116 15V14H115ZM142 15H138V16H142ZM150 15H156V14H150ZM149 15V16H150ZM156 15V16H157ZM163 15V14H162ZM168 15H165V16H168ZM175 16L177 15V14H174ZM182 15V14H181ZM186 15V14H185ZM188 15V14H187ZM209 15H208V17H209ZM262 15H263V13L261 14V16L260 17H262ZM108 16V17H107ZM117 16V15H116ZM123 16V15H122ZM164 16V17H165ZM169 16H171V15H169ZM179 16V15H178ZM217 16H218V14H217ZM216 16V17H217ZM264 16V15H263ZM115 17V16H114ZM131 17V16H130ZM135 17V16H134ZM137 17V16H136ZM143 17V16H142ZM154 17V16H153ZM190 17V16H189ZM221 17V16H220ZM150 18V17H149ZM171 18V17H170ZM173 18V17H172ZM218 18H219V16H218ZM218 18H217V21H215V22H217V24H218V26H217V24L216 23H214V22H212V23H214V24H212V25H215L216 24V28L217 27H220V25H221V27L222 28H220L221 30H222V33H223V31H224V26L222 25V23L221 22H223L222 20H218ZM232 18H233V16H232ZM126 19V18H125ZM140 19V18H139ZM145 19V18H144ZM167 19V18H166ZM176 19V18H175ZM177 19H179V18H177ZM210 19V18H209ZM220 19V18H219ZM236 19V18H235ZM183 20V19H182ZM186 20H187V18H185L184 20H183V22L185 21V23H186ZM211 20V19H210ZM228 20V19H227ZM230 20V19H229ZM262 22H264L263 20L264 19H260ZM128 21V20H127ZM180 21V20H179ZM221 21V22H220ZM226 21V20H225ZM224 21V22H225ZM88 22L90 23L89 25H88ZM100 22V23H99ZM114 22V21H113ZM155 22V21H154ZM182 22V23H183ZM190 22V21H189ZM211 22V21H210ZM209 22V23H210ZM223 22V23H224ZM229 22H232L231 20L229 21ZM237 22V21H236ZM262 22H260V23H262ZM56 23H58L57 25L58 26H60L59 24H61L62 25V23H63V25L64 24H71V25H73V24H79L80 26H76V29L75 30H72L73 28H72V26H71V30L72 31H68V30H65V32H62V33H60V32H58V33H60V34H58L57 32L56 33H54L55 35H57V36H59V37H57V36H55L52 32H50V33H52L53 34V36H52V34H50L48 31H49V29L52 31V30H54V29H56V27H58V26H54V25H56ZM81 23H86V25L84 26V27H86V29L84 28V30L83 29H81L82 27V25H81ZM172 23V22H171ZM175 23V22H174ZM109 24V23H108ZM110 24H112V23H110ZM113 24H115V25H113V27L111 28V29H113V31L116 29L119 33H120V30L121 31H123L122 30V23L120 24V22H119V24H116V23H113ZM123 24H125V23H123ZM144 24V23H143ZM155 24V23H154ZM158 24V23H157ZM178 24V23H177ZM180 24V23H179ZM231 24V23H230ZM230 24H229V26H230ZM62 25V26H63ZM88 25V26H87ZM142 25V24H141ZM140 25V26H141ZM153 25V24H152ZM211 25V24H210ZM242 25V24H241ZM52 26H54V29H51L52 28ZM69 26V27H70ZM73 26H75V25H73ZM100 26V27H99ZM139 26V27H140ZM180 26L182 27V25L180 24ZM188 26V25H187ZM233 26H234V22H233ZM232 26V28H230V30L231 29H233L234 27ZM65 27V26H64ZM77 27H78V30H77ZM79 27H81L80 29H81V31H80V29H79ZM109 27H110V25H109ZM108 27V28H109ZM125 27V26H124ZM150 27V26H149ZM213 27V29H215L214 28V26H212ZM227 27V26H226ZM236 27H237V25H236ZM59 28V27H58ZM66 28H68V26H66ZM134 28H136V27H134ZM134 28H132V29H134ZM137 28H138V25H137ZM143 28V27H142ZM142 28H141V30H142ZM151 28V27H150ZM187 28V27H186ZM228 28V27H227ZM239 28V27H238ZM130 29V28H129ZM130 30L131 32L133 31V30ZM209 29V28H208ZM219 29V30H220ZM235 29V28H234ZM233 29V30H234ZM61 30H63V27H62V29ZM70 30V29H69ZM77 30V31H76ZM140 29H138V31H139ZM147 30V29H146ZM150 30V29H149ZM190 30V29H189ZM217 30H218V28H217ZM216 29H215V31H216V33L219 31H217ZM221 30L219 31V32H221ZM232 30V31H233ZM236 30V29H235ZM32 31V32H31ZM57 31V30H56ZM66 31H68L67 33H66ZM128 31V30H127ZM135 31V30H134ZM145 31V30H144ZM188 31V30H187ZM228 31H229V29H228ZM17 32H19V31H17ZM20 32H19V34H20ZM45 32H47V33H45ZM123 32H125V30L123 31ZM130 32V33H131ZM234 32V31H233ZM239 32V31H238ZM237 32V33H238ZM14 33V32H13ZM16 33V32H15ZM14 33V34H15ZM22 33V34H23ZM113 33V32H112ZM114 33H115V31H114ZM117 33V32H116ZM122 33V32H121ZM126 33V32H125ZM129 33V32H128ZM128 33H126L127 35H129ZM191 33V32H190ZM222 33H220V34H222ZM231 35H230V34ZM244 33V32H243ZM2 34V33H1ZM0 34V36L2 37V35ZM4 34H5V32H4ZM5 34V35H6ZM11 35H13L12 33H10ZM9 34V35H10ZM219 34V33H218ZM226 34V33H225ZM228 34H229V38H230V36L232 37V32L231 31H229L228 32ZM16 36H17V34H15ZM29 35V34H28ZM45 35H47V36H45ZM114 35V34H113ZM137 35H138V33H137ZM195 35V34H194ZM213 35L215 36V35H217V34H214L213 33ZM48 36H50V37H48ZM123 36V35H122ZM186 36V35H185ZM218 36V35H217ZM222 37H223V35H221ZM221 36L219 37V38H221ZM226 37L228 36V35H225ZM233 36H235V34L233 33ZM241 36V35H240ZM13 37H15V36H13ZM23 37V36H22ZM114 37V36H113ZM125 37V36H124ZM136 37V36H135ZM138 37V36H137ZM225 37V38H226ZM236 37H237V35H236ZM32 38V39H31ZM108 40H107V39ZM115 38V37H114ZM130 38V37H129ZM139 38V37H138ZM212 38V37H211ZM210 38V39H211ZM216 38V37H215ZM218 38V39H219ZM224 38V39H225ZM229 38H226V39H229ZM246 38V37H245ZM49 39H47V41L49 40ZM118 40H119V38H117ZM120 39H121V36H120ZM125 39H127L126 37H125ZM188 39V38H187ZM213 39V38H212ZM211 39V40H212ZM230 39H232V38H230ZM234 39H235V37H234ZM237 39H239V38H237ZM257 39V38H256ZM264 39V38H263ZM22 40H25V38L24 39H22ZM43 40V41H42ZM41 41L42 42H44V40L45 39H42ZM113 40V39H112ZM117 40V41H118ZM122 40V39H121ZM214 40V42H215V40H217V39H213ZM233 40V39H232ZM244 40V39H243ZM261 40V39H260ZM28 40H27V42H29ZM50 41V40H49ZM125 41V40H124ZM234 41V40H233ZM241 42V40H238V42ZM24 42H26V40L24 41ZM52 42H54V43H56V45L54 44V46L52 47ZM100 42V43H99ZM111 42H113V41H111ZM119 42V41H118ZM127 42H128V40H127ZM213 42V41H212ZM218 42V41H217ZM220 42V41H219ZM218 42V43H219ZM229 43L230 44V41L228 40V41H226V43ZM235 42V41H234ZM233 42V43H234ZM250 42V41H249ZM261 42V41H260ZM264 42V41H263ZM16 43V42H15ZM83 44V46L85 47V48H83L82 47V44ZM88 43V42H87ZM185 43V42H184ZM206 43V42H205ZM236 43H237V41H236ZM236 43L233 45V46H236ZM245 43H246V40H245ZM244 43V48H245V46H246V44H248V43H246L245 44ZM255 43V42H254ZM262 43V42H261ZM17 44V43H16ZM90 44V43H89ZM97 44V45H98ZM123 44H125V43H123ZM207 44H209V43H207ZM212 44V43H211ZM220 44V43H219ZM231 44H232V42H231ZM237 44H239L240 45V43H237ZM242 44V43H241ZM251 44H253V43H251ZM258 44V43H257ZM256 44V45H257ZM20 45V44H19ZM42 45H43V43H42ZM41 45V42L39 43V46H42ZM94 45V44H93ZM108 45V44H107ZM221 45V44H220ZM223 45V44H222ZM243 45V44H242ZM241 45V46H242ZM255 44H254V46L253 47H255L256 46ZM262 45V44H261ZM13 46V45H12ZM23 46V45H22ZM38 46V47H39ZM226 46H227V44H226ZM258 46H260V45H257V47ZM91 48L90 49H92V46H90ZM158 47V46H157ZM219 47V46H218ZM220 47H223V46H220ZM232 47V46H231ZM239 47V46H238ZM247 47L248 48H250V46H246V50H247ZM252 47V48H253ZM264 47V46H263ZM262 47V48H263ZM14 48V47H13ZM24 48V47H23ZM143 48V47H142ZM191 48H193V47H191ZM191 48H189V49H191ZM215 48H217V47H215ZM240 48V47H239ZM259 48V47H258ZM20 49V48H19ZM43 49V51H41ZM88 49V48H87ZM197 49V48H196ZM237 49V48H236ZM255 49V48H254ZM141 50V49H140ZM187 50V49H186ZM224 50V49H223ZM243 50V46L241 47V50H240V52ZM245 49H244V51H242V53L243 52H245L246 51ZM251 49H249V51H250ZM3 51V52H4ZM23 51V50H22ZM91 51V50H90ZM133 51V50H132ZM143 51V50H142ZM190 51V50H189ZM253 51V50H252ZM257 51V50H256ZM4 52V53H5ZM124 52V51H123ZM128 52V51H127ZM137 52V51H136ZM217 52V51H216ZM247 52H248V50H247ZM258 52V51H257ZM2 53V52H1ZM4 53H3V55H4ZM157 53V52H156ZM223 53V52H222ZM246 53V52H245ZM245 53H243L244 55H245ZM249 53V52H248ZM251 53V52H250ZM250 53H249V55H250ZM253 53V52H252ZM124 53H122V55H120V54H118L117 56H121V58L123 57V58H126V59H124V61H125V66L126 65H128L126 62H129L130 61V59L132 58H130L129 57V61L127 60L128 58H127V54H124ZM129 54V53H128ZM134 54V53H133ZM158 54H159V52H158ZM161 54V53H160ZM160 54H159V56H160ZM241 54V53H240ZM240 54H238V55H240ZM243 54H241L242 56H243ZM127 55V56H126ZM132 55V54H131ZM151 55V54H150ZM164 55V54H163ZM169 55V54H168ZM135 56V55H134ZM145 56V55H144ZM155 56H156V54H155ZM158 56V55H157ZM156 56V57H157ZM247 57H248V55H246ZM250 56H252V55H250ZM147 57V56H146ZM191 57V56H190ZM189 57V59H190V61H189V63H188V60L186 61V62H184L185 61V58H183L181 61H182V63L180 62V60H179V62L177 61V63L176 64H178V63H180V65H177V66H175L176 64L174 63V65H173V63L170 65V63H169V65H168V67L166 68V70H165V72H164V76L165 77H169V76H171V75H176V76H174V78H173V76L172 77H170L171 78V81H170V79L169 78H167L166 79V81H165V84H166V82H168V79H169V85L168 84H166L167 86L166 87H170V89H175V86H177L178 85V83H181V84H179V85H181L182 87H184L185 89H188L187 90V93H185V94H187V95H185L186 97L187 96H190L191 95V92H190V95H189V87L191 88V86L189 85L190 83H187V82H189L188 80H187V75L189 74V75H191L190 73H192L193 71V73H194V75H195V73H202V71L204 72V73H206V72H208V74H211L212 75V72H213V74H214V72L217 74V71L216 70H218L217 68H220L221 69V67H219L220 66V63H219V61L218 60H213V59H207V58H205V57H203V58H205L204 60H195L194 58H190ZM209 57V56H208ZM245 57V56H244ZM263 57V56H262ZM112 58V57H111ZM110 58V59H111ZM145 58V57H144ZM151 58V57H150ZM157 58H159V59H161L160 57H157ZM202 58V59H203ZM259 58V57H258ZM168 59V58H167ZM193 59V60H192ZM207 59V60H206ZM260 59V58H259ZM53 60V61H54ZM112 60H115L114 58H112ZM120 60V59H119ZM135 60V59H134ZM140 60V59H139ZM146 60H147V58H146ZM151 60V59H150ZM157 60V59H156ZM166 60V59H165ZM176 60H178V59H176ZM184 60V61H183ZM4 61V62H3ZM122 61V60H121ZM142 61V60H141ZM148 61V60H147ZM170 61V60H169ZM168 61V62H169ZM106 62V61H105ZM105 62H104V64H105ZM116 62V61H115ZM114 62V63H115ZM137 62L139 63V61L137 60ZM146 62V61H145ZM145 62L142 64V65H144L145 64ZM157 62V61H156ZM160 62V61H159ZM2 63V64H1ZM91 63V62H90ZM98 63V62H97ZM100 63V62H99ZM123 63V62H122ZM137 63V64H138ZM147 63V62H146ZM151 63V62H150ZM149 63V64H150ZM158 63V62H157ZM164 63V62H163ZM48 64V63H47ZM107 64V63H106ZM118 64V63H117ZM221 64H222V62H221ZM232 64V63H231ZM250 65H251V63H249ZM264 64V63H263ZM108 65V64H107ZM111 65H113V64H111ZM161 65V64H160ZM159 65V66H160ZM248 65V64H247ZM108 66H110V64L108 65ZM119 66H120V64H119ZM121 66H123L122 64H121ZM129 66H131V64L130 65H128V66H126V67H129ZM136 66V65H135ZM164 66V65H163ZM242 66H244V65H242ZM23 67V68H24ZM89 67V66H88ZM96 67V66H95ZM98 67V66H97ZM103 67V66H102ZM118 67V66H117ZM124 67V66H123ZM125 67V68H126ZM132 67V66H131ZM141 67V66H140ZM150 67V66H149ZM148 67V68H149ZM165 67H166V65H165ZM249 67V66H248ZM256 67V66H255ZM21 68V67H20ZM22 68V69H23ZM75 68H76V66H75ZM79 68V67H78ZM81 68V67H80ZM145 68V67H144ZM159 68V67H158ZM224 68V67H223ZM222 68V70H224ZM230 68V67H229ZM250 69H251V66L249 67ZM254 68V67H253ZM5 69V68H4ZM19 69V68H18ZM87 69V68H86ZM96 69V68H95ZM98 69H100V68H98ZM97 69V70H98ZM107 69V68H106ZM115 69H116V67H115ZM118 69V68H117ZM121 69H123V68H121ZM136 69H138L137 67H136ZM239 69V68H238ZM250 69L248 70V68H244L243 70L241 69V72H243L244 73V71L247 73V71H249V73H250ZM260 68H258V70H259ZM74 69H72V71H73ZM77 70V69H76ZM85 70V69H84ZM96 70V72H99V71H97ZM101 70V69H100ZM110 70V69H109ZM119 70H120V68H119ZM132 70H134V68L132 69ZM163 70V69H162ZM187 70H188V72H187ZM221 70V71H222ZM247 70V71H246ZM252 70V69H251ZM70 71V70H69ZM87 71H89L88 69H87ZM91 71H93V70H91ZM103 71V70H102ZM121 71V70H120ZM120 71H119V73H120ZM136 71V70H135ZM135 71H133V72H135ZM138 71H140V69L138 70ZM189 71H190V73H189ZM192 71V72H191ZM218 71H220V70H218ZM220 71V72H221ZM232 71V70H231ZM253 71V70H252ZM257 71V70H256ZM9 72V71H8ZM71 72V71H70ZM74 72V71H73ZM72 72V73H73ZM82 72H84V71H82ZM86 72V71H85ZM96 72H95V74H96ZM116 72V71H115ZM118 72V71H117ZM129 72H130V70H129ZM137 72V71H136ZM186 72L188 73V74H186ZM220 72H218L220 75L221 74H223V73H220ZM240 72V73H241ZM255 72V71H254ZM63 73V72H62ZM92 73V72H91ZM102 73V72H101ZM119 73H117V74H119ZM122 73H124V72H122ZM130 73H132V72H130ZM198 73V74H199ZM241 74V75H245V74ZM20 74V73H19ZM57 74V73H56ZM55 74V76H57ZM60 74V73H59ZM58 74V75H59ZM65 74H67V73H65ZM69 74V73H68ZM74 74V73H73ZM77 74H79V73H77ZM86 74H87V72H86ZM89 74H90V72H89ZM90 74L91 76H89L88 74L87 75H85V77L83 76V75H81V78H82V76H83V79L84 78H88V79H93V78H90V77H94L95 78V80H96V78L98 77L99 79H101L99 76H101L100 74ZM116 74V75H117ZM121 74V73H120ZM137 74V73H136ZM136 74H134V76H136ZM161 74V73H160ZM197 74V75H198ZM208 74L206 75V74H204V75H206L207 77H208ZM216 74H214V77H212V76H210V78H207V79H210V80H212L213 78L215 79L214 81H216V79H218V78H221V80L222 81H225V77H226V74L224 75H221V77H220V75L218 74V78H215V76H216ZM227 74H228V72H227ZM251 74V76H252V80L253 81H251L250 83L253 85H250L249 83V85H250V88H251V92H253L252 91V88L255 90V88L254 87H256V89H257V86H260L259 88H264V78L262 79V77H264V73H262V75L261 74H259L258 76H254L253 74H252V72L250 73ZM250 74H246V79L245 80H249V79H247V77L250 75ZM256 74H257V72H256ZM255 74V75H256ZM51 75V74H50ZM63 75H64V73H63ZM76 75V74H75ZM127 75V74H126ZM126 75H124L123 74V76H126ZM129 76H131L132 74H128ZM138 75V74H137ZM155 75V74H154ZM188 75V76H189ZM238 75V74H237ZM19 76H21V74L19 75ZM52 76V75H51ZM54 76V77H55ZM60 76V75H59ZM59 76H57L58 78H59ZM78 76H80V75H78ZM97 76V77H96ZM112 76V75H111ZM129 76H127V78L129 77ZM133 76V77H134ZM178 76V77H177ZM199 76V75H198ZM197 76V77H198ZM225 76V77H224ZM230 76V75H229ZM251 76H250V79H251ZM254 76V77H253ZM262 76V77H261ZM1 77V76H0ZM12 78H13V76H11ZM15 77V76H14ZM17 77V76H16ZM69 77V76H68ZM101 77H103V76H101ZM116 77V76H115ZM117 77H118V75H117ZM133 77H131V78H133ZM138 77V76H137ZM157 77V76H156ZM175 77H176V79L178 78V81L175 79ZM184 77L186 78V79H184ZM190 77H193V76H190ZM190 77L188 78V79H190ZM195 77H196V75H195ZM224 77V78H223ZM8 78V77H7ZM46 78V77H45ZM61 78V77H60ZM65 78H66V76H65ZM71 78V77H70ZM76 78V79H75ZM79 79L77 80V77H74V79L72 78L71 79V81L69 82L68 81V84H69V86H72V85H74V84H79V83H85V84H91V83H86V82H84V80H83V82H82V80H81V78L80 77H78ZM104 78V77H103ZM120 78H122V76L120 77ZM120 78H119V80H120ZM135 78V77H134ZM155 78V77H154ZM160 78V77H159ZM163 78V77H162ZM224 80H223V79ZM226 78H228V77H226ZM233 78V77H232ZM254 78V79H253ZM16 79V78H15ZM43 78H41V80H42ZM54 79V78H53ZM52 79V80H53ZM55 79H57V78H55ZM54 79V80H55ZM62 79V78H61ZM118 79V78H117ZM123 79H125V77L123 78ZM129 79V78H128ZM127 79V80H128ZM137 79V78H136ZM191 79H193L194 80V78H191ZM190 79V81L192 82V80ZM196 79V78H195ZM230 79V78H229ZM229 79H227L226 81L227 82H229L228 80ZM46 80V79H45ZM44 80V81H45ZM58 80V79H57ZM60 80V79H59ZM63 80H64V78H63ZM66 80H67V78H66ZM70 80V79H69ZM119 80H116V81H118V82H120ZM135 79H133V81H131L132 83L133 82H136V81H134ZM151 80H153V79H151ZM157 80V79H156ZM162 80V79H161ZM173 80H175V81H177L178 83L176 84V82L174 81V83H173ZM179 80H181V81H183V82H181V81H179ZM187 80V82H185V81ZM218 80H220V79H218ZM220 80V81H221ZM245 80H243V81H245ZM8 81V80H7ZM33 81V80H32ZM40 81V80H39ZM49 81V80H48ZM65 81V80H64ZM101 81V80H100ZM114 80H112V82H113ZM123 82L124 81H126V80H122ZM202 81V80H201ZM219 81V82H220ZM221 81V82H222ZM226 81L224 82V84H227L226 83ZM16 83L17 82H19V81H15ZM34 82H35V80H34ZM41 82V81H40ZM53 82V81H52ZM58 82V81H57ZM60 83H61V80L59 81ZM91 82H93V80L91 81ZM115 82V81H114ZM151 82H153V81H151ZM155 82V81H154ZM161 82V81H160ZM220 82V83H221ZM248 82V81H247ZM39 83V82H38ZM37 83V84H38ZM45 83H47V81H45ZM121 83V82H120ZM120 83H118V84H120ZM125 83V82H124ZM124 83H121V85L122 84H124ZM170 83L171 84H176V85H171L170 86ZM187 83V85L189 86H185V84ZM198 83V82H197ZM13 84V83H12ZM54 84V83H53ZM57 84H59V83H57ZM62 84V83H61ZM64 84V83H63ZM62 84V85H63ZM67 84V85H68ZM93 84V83H92ZM115 84V83H114ZM126 84H127V81H126ZM137 84V83H136ZM152 84V83H151ZM159 84V83H158ZM183 84H184V86H183ZM218 84V83H217ZM221 84H223V82L221 83ZM220 84V85H221ZM223 84V85H224ZM229 84V83H228ZM244 84V83H243ZM5 85V84H4ZM15 85V84H14ZM19 85V84H18ZM44 85V84H43ZM51 85H52V83H51ZM67 85H65V87L67 86ZM105 85H107V84H105ZM111 85V84H110ZM109 85V86H110ZM113 85V84H112ZM125 85V84H124ZM130 85V84H129ZM133 85V84H132ZM233 85V84H232ZM249 85H247L246 87H248ZM255 85V86H254ZM257 85V86H256ZM27 86V85H26ZM29 86V85H28ZM40 86H41V84H40ZM60 86V85H59ZM69 86H67V87H69ZM108 86V87H109ZM114 86V85H113ZM116 86H118L117 84H116ZM146 86L148 87V85L146 84ZM152 85H150V87H151ZM154 86V85H153ZM180 86V87H181ZM219 86V85H218ZM222 86V85H221ZM6 87V86H5ZM4 87V88H5ZM32 87V86H31ZM57 87V86H56ZM119 87H120V85H119ZM122 87V86H121ZM128 87V86H127ZM147 87H145V88H147ZM179 87V88H180ZM238 87V86H237ZM7 88V87H6ZM23 88V87H22ZM61 88V87H60ZM64 88V87H63ZM104 88V87H103ZM156 88V87H155ZM162 88V87H161ZM177 88V87H176ZM230 88V87H229ZM235 88V87H234ZM249 88V87H248ZM258 88V89H259ZM15 89V88H14ZM43 89H45V88H43ZM51 89V88H50ZM65 89V88H64ZM63 89V90H64ZM132 89V88H131ZM149 89V88H148ZM169 89V88H168ZM178 89V88H177ZM226 89V88H225ZM231 89V88H230ZM238 89H239V87H238ZM244 89V88H243ZM243 89H240V90H243ZM5 90V89H4ZM8 90V88L6 89V91ZM52 90V89H51ZM102 90V89H101ZM105 90V89H104ZM146 90V89H145ZM144 90V91H145ZM233 90V89H232ZM236 90V89H235ZM45 91V90H44ZM46 91H48L47 89H46ZM127 91V90H126ZM138 91H140V92H142L141 90H137L136 91V93L138 92ZM148 91V90H147ZM147 91H145V93H148V95H149V92H147ZM151 91V90H150ZM166 91H167V89H166ZM166 91H164V92H166ZM169 91V90H168ZM167 91V92H168ZM172 91H175V90H171V92ZM257 92H255L254 91V93H258V90H256ZM262 91V89L260 90V92ZM41 92V91H40ZM59 92H61V90H59ZM107 92V91H106ZM138 93V94H141V93ZM154 92V91H153ZM166 92V93H167ZM170 92V93H171ZM177 92V91H176ZM175 92V93H176ZM178 92H179V90H178ZM177 92V93H178ZM216 92V91H215ZM218 92V91H217ZM232 92V91H231ZM235 92H237V91H235ZM246 92V91H245ZM244 92V93H245ZM250 92V91H249ZM259 92V94H261ZM263 92V91H262ZM7 93V92H6ZM5 93V94H6ZM46 93V92H45ZM56 93H58V90L57 91H55V92H52L51 93V95L53 96V94H56ZM81 93H85V92H81ZM130 93V92H129ZM165 93V94H166ZM169 93V92H168ZM167 93V94H168ZM169 93V94H170ZM173 93V92H172ZM171 93V94H172ZM205 93V92H204ZM227 93V92H226ZM226 93L225 94H223V95H226ZM241 93H242V91H241ZM9 94V93H8ZM47 94H50V93H47ZM61 94V93H60ZM138 94H134V91H133V94H132V92H131V95L133 96V95H138ZM164 94V95H165ZM167 94H166V96H167ZM170 94V95H171ZM179 94V93H178ZM181 94H182V92H181ZM248 94V93H247ZM250 94H252V93H250ZM258 94V95H259ZM263 94V93H262ZM44 95V94H43ZM57 96H58V94H56ZM127 95V94H126ZM204 95V94H203ZM207 95V94H206ZM246 95V94H245ZM249 95V94H248ZM254 95V94H253ZM253 95H251V97L253 96ZM257 95V94H256ZM256 95H254V96H256ZM2 96V95H1ZM49 96V95H48ZM132 96H130V98H129V100L128 101H133L134 99H138V97H135L134 96V99L132 100L131 98H132ZM145 96H147V94H143V97L145 98H143L144 100H146V97ZM181 95H179V97H180ZM185 96H183V98L185 97ZM192 96V95H191ZM240 96V95H239ZM242 96V95H241ZM247 96V95H246ZM245 96V97H246ZM9 97V96H8ZM7 97V98H8ZM39 97H40V95H39ZM53 97H56V96H53ZM104 97V96H103ZM123 97V96H122ZM128 97H129V94H128ZM149 97H150V95H149ZM153 97V96H152ZM170 97V96H169ZM172 97V96H171ZM173 97H175V96H173ZM222 97V96H221ZM224 97V96H223ZM227 97V96H226ZM244 97V98H245ZM259 97V96H258ZM2 98V97H1ZM44 98H45V96H44ZM100 98V97H99ZM126 98V97H125ZM141 98V99H142ZM163 98V97H162ZM177 97H175V99H176ZM238 98V97H237ZM250 98V97H249ZM248 98V99H249ZM256 98V97H255ZM15 99V98H14ZM121 99V98H120ZM136 99V100H137ZM140 99V96H139V100H140V102H142L143 100H141ZM165 99H167V97L165 98ZM165 99H163V100H165ZM170 98H168L167 100H169ZM174 99V98H173ZM174 99V100H175ZM254 99V98H253ZM252 99V100H253ZM258 99V98H257ZM263 99V98H262ZM9 100V99H8ZM7 100V101H8ZM10 100H12V99H10ZM58 100H60V99H58ZM64 100V99H63ZM62 100V101H63ZM80 100L81 101H78L79 102V106L76 104L75 105V103H76V101H75V103H70L69 105H68V108L70 107L71 109H73V112H72V110H70L71 111V113H66V112H64L65 110H64V108H63V111L62 110H60L57 114H55V115H53L54 117H55V119H53V120H57V123L61 126V127H63L61 124L62 123H67L69 126H71V127H73L74 129H76L78 132H80V133H83V134H85V135H83V137H87V140H91V142H93V146L91 147V146H89V148L88 149H91V151L93 152V155H94V157H99V155H100V160L99 161H101V160H105L104 159V157L103 156H105L107 153L106 152H109V151H111L112 152V150H114L113 149V147H112V145H111V147H110V144L111 143H114L115 142V140H116V138H111V136H117L118 134H120V133H117V134H115V132H112V130L110 131V132H112L113 134H115V135H113L112 133V135L111 136H109L110 134L109 133H107V134H109L108 135V137H109V139H108V143H109V140H110V144H109V146H108V143H107V140H106V138H107V136H106V138L104 139V140H106L105 142L107 143V148L108 147H110L111 149L109 150V149H105V150H108V151H104V149H103V147H106V145H105V142H101V144L103 143L105 146H103V145H101L100 143H99V137L101 136V133H102V128H103V126H108V125H110V127H111V124H113L114 122L116 123V121H114V122H112V123H110V121H107V120H113V119H111V118H109L110 116H112V118L114 117L113 115L115 114V113H113V114H111V111H113L114 109L116 110V108H117V106L120 104L118 101H119V99L117 100V101H111L110 100V98H108V99H104L102 102L100 101V107L99 108H90L91 107V105H90V107H88L87 106V104H86V102L85 103H82V102H84V101H86V99L85 100H82V98H80ZM122 100V99H121ZM126 100V99H125ZM166 100V101H167ZM224 100V99H223ZM225 100H227V98L225 99ZM238 100V99H237ZM264 100V99H263ZM263 100H261L260 99V101H262V103H264L263 102ZM91 101V100H90ZM89 101V102H90ZM124 101V100H123ZM128 101H126L128 104H129V102ZM131 101H130V107L132 106L131 105ZM135 101V100H134ZM138 101V100H137ZM172 101V100H171ZM170 101V102H171ZM182 101V100H181ZM77 102V103H78ZM81 102V103H80ZM88 102V101H87ZM98 102V101H97ZM115 102H116V104H117V102H118V105H116L115 104ZM122 102V101H121ZM125 102V101H124ZM124 102H122L123 104H124V106H125V104H127V103H124ZM139 102V104H141V108H143L142 106H144L145 104H142V103H140ZM159 102V101H158ZM226 102V101H225ZM257 102V101H256ZM0 103H2V102H0ZM4 103V102H3ZM65 103V102H64ZM133 103V102H132ZM135 103V102H134ZM148 103H150V102H147L146 103V105L145 106H147V104ZM206 103V102H205ZM245 103V102H244ZM8 104V103H7ZM15 104V103H14ZM80 104L82 105V104H86V106H84V105H82V106H80ZM91 104V103H90ZM114 104L116 105V108L115 107H112V106H114ZM137 104V103H136ZM135 104V105H136ZM139 104H137V108H139V109H141L140 107H139ZM249 104V103H248ZM65 105L67 106V104H64L63 106L65 107ZM162 105H163V102H162ZM234 105V104H233ZM0 106L2 107L3 105H1L0 104ZM4 106H6V104L4 105ZM3 106V107H4ZM11 106V105H10ZM120 106V105H119ZM121 106H122V104H121ZM128 106V105H127ZM127 106H125V107H127ZM145 106H144V108L143 109H146L145 108ZM148 106L150 107V105L148 104ZM159 106V105H158ZM158 106H156V107H158ZM169 106V105H168ZM252 106V105H251ZM263 106V105H262ZM125 107H123V109H122V107H121V109L120 108H118V109H120L121 110V112H122V110L124 111V109H125V112L127 111L126 110V108ZM132 107H134V106H132ZM149 107H147L148 109H149ZM218 107H220V106H218ZM229 107V106H228ZM254 107V106H253ZM12 108V107H11ZM58 108V107H57ZM57 108H56V110H57ZM62 108V106H60V109ZM128 108V107H127ZM135 108V107H134ZM165 108H166V106H165ZM185 108V107H184ZM263 108V107H262ZM4 109V108H3ZM59 109V108H58ZM130 110H131V113L132 114H134V112H133V110L131 109V108H129ZM128 109V111L130 112V110ZM138 109V110H139ZM229 109V108H228ZM17 110V109H16ZM67 110H69V109H67ZM137 110V111H138ZM142 110V109H141ZM160 110V109H159ZM170 110V109H169ZM185 110H186V108H185ZM185 110L184 111H182V112H184V114L186 113H189V116H191V118H192V116H194V114L195 113H200L201 111H195V113L192 111V110H190V112H187V110H186V112H185ZM197 110V109H196ZM201 110V109H200ZM204 109L202 108V111H203ZM207 110H209V109H207ZM206 110V111H207ZM225 110V109H224ZM223 110V111H224ZM8 111V110H7ZM50 111V110H49ZM58 111V110H57ZM70 111H68V112H70ZM136 111V112H137ZM153 111V110H152ZM172 111V112H171ZM189 111V110H188ZM220 111V110H219ZM235 111V110H234ZM241 111V110H240ZM258 111H263V109H261L260 110V108H259V110ZM257 111V112H258ZM4 112V111H3ZM52 112V111H51ZM51 112H50V114H51ZM117 113H119L120 111H116ZM125 113V115H124V112H123V115L122 114H118L116 117H118L119 119H121L120 118V116H122V119L121 120H123L124 122H125V116H127L126 118V122H127V124H125V128H126V125H127V127H133V124L135 123H133V124H130L131 126H129L128 125V118H130V117H132V115H130V113ZM140 112V111H139ZM160 112V111H159ZM170 112L171 113H169V111L168 110H166L165 111V113H167V114H165L164 116H163V114L160 112L159 114H160V118L158 117V113H155V115H157V116H154V114H152V115H149L150 114V112H148V114H146V115H149V116H146L147 117V119H143L142 118V120H144V121H142V120H140V121H142V123H140V124H142V128L141 129H143L144 127H148L147 129H151V131H152V129H157L156 127H158V125L161 123V125L162 124H164L163 126L166 128V131H168L166 134L167 135H169L170 133V131H169V129L172 127H174V124H175V122L177 121V119H179V122L181 123H183V124H178L179 122H176V127L178 128V126L177 125H179V126H181V127H183L185 124H187V123H185V121H184V118L186 117V115L184 116V118H181V119H183L182 121H180L181 119H180V117H182L183 115H181L179 118H177L176 116H175V114H176V112H174V110H170ZM182 112H181V114H182ZM192 112H193V114H192ZM217 112V111H216ZM56 113V112H55ZM116 113V114H117ZM154 113V112H153ZM175 113V114H174ZM199 113L197 114L198 116H199ZM202 113V115H200V116H203V112H201ZM205 113V112H204ZM217 113H219V112H217ZM228 113V112H227ZM242 113H244V112H242ZM248 113H250L249 115H245V116H250V117H252V115H254V114H252V112H249V111H247V114ZM261 114L260 115H263L264 113L263 112H260ZM263 113V114H262ZM1 114H3V113H1ZM12 114H14V113H12ZM45 114H48V112L47 113H45ZM49 114V115H50ZM52 114H54L53 112H52ZM108 114V116H106ZM109 114H111V115H109ZM115 114V115H116ZM140 114V113H139ZM161 114H162V116H161ZM192 114V115H191ZM11 115V114H10ZM36 115V114H35ZM130 115V116H129ZM177 115V114H176ZM178 115H180L179 113H178ZM177 115V116H178ZM188 115V114H187ZM196 115V114H195ZM14 116V115H13ZM44 116V115H43ZM198 116H195V117H193V118H195V120L196 119H198V118H200V117H198ZM215 116V115H214ZM226 116V115H225ZM225 116H224V118H225ZM17 117V116H16ZM24 117V116H23ZM27 117H31V116H27ZM26 117V118H27ZM196 117H198V118H196ZM203 117H205V116H203ZM203 117L201 118V120L203 119ZM250 117H248L247 119H244L245 121H247V120H250ZM261 117V116H260ZM53 118V117H52ZM106 118H107V120H106ZM109 118V119H108ZM133 118H134V116H133ZM192 118V119H193ZM238 118V117H237ZM243 118H246V117H243ZM242 118V119H243ZM259 118V117H258ZM25 119V118H24ZM23 119V120H24ZM29 119V118H28ZM115 119V118H114ZM117 119V118H116ZM115 119V120H116ZM234 119V118H233ZM241 119V120H242ZM254 119V117H252V120L251 121H254L253 120ZM255 119H257V118H255ZM261 119V118H260ZM262 119H264V118H262ZM261 119V120H262ZM10 120V119H9ZM12 120V119H11ZM14 120H16L15 118H14ZM14 120H13V122H14ZM39 120V119H38ZM135 120H137L136 118L134 119V121ZM195 120H193V121H195ZM200 120V121H201ZM209 120V119H208ZM222 120V119H221ZM261 120H259L258 122L256 121V123L254 122H248V124H244V125H242V124H239L240 123V121H239V125H242V126H239V128L241 129V127H242V133H243V135L244 136H242V137H247L246 139H249L251 142H254V148L256 147V149H257V147H258V145L256 144V146H255V143L257 142L256 141V139L258 140V141H260L259 143H260V145H259V147H258V149L262 152V153H264V120L263 121H261ZM5 121V120H4ZM130 121H131V119H130ZM139 121V120H138ZM139 121V122H140ZM191 121V120H190ZM190 122L191 124H193L194 123V125H195V123H196V121L198 122V120H196L195 122ZM207 121V120H206ZM163 122V123H162ZM167 124H166V123ZM209 122V121H208ZM211 122V121H210ZM231 122H233V121H231ZM242 122V121H241ZM3 123V122H2ZM26 123V122H25ZM24 123V124H25ZM49 123V122H48ZM54 123V121L51 123V125ZM107 123H110V124H108L107 125ZM123 122L121 121V123H117V124H122ZM129 123H131V122H129ZM185 123V124H184ZM199 123V122H198ZM197 123V124H198ZM206 123L207 122H205L204 123V120H203V123H202V121H201V125H199L198 124V126H202V125H206ZM23 124V125H24ZM38 124V123H37ZM40 124V123H39ZM136 124H139V123H135V125ZM139 124V127L141 126ZM196 124V125H197ZM236 124H237V122H236ZM22 125V124H21ZM20 125V126H21ZM50 125V126H51ZM114 125V124H113ZM112 125V126H113ZM116 125V124H115ZM134 125V126H135ZM157 125V126H156ZM196 125L195 126H193L194 128L196 127ZM204 125V127H196V128H198V133H196V134H198V137H201L202 139H203V142H202V139H200L201 140V143H203V144H205V147L208 149V151L210 150V152H208L207 151V149H206V151H207V153H211V152H214V153H212V154H210V155H208L207 153H205V150L203 149L202 150V148H204V147H202V146H204L203 144H201L200 145V147H202L201 148V150L199 151V153L201 152L202 154H198V155H196L195 154V157H196V160L195 161H192V158H191V155L189 156V154L191 153V148H189V150L188 149H185V151H187L186 153H188V152H190L189 154H188V156H183V155H187L185 152V154H182V156H181V154L180 153H176V150H180V152H182L183 151V149L182 148H186V145L185 144H187V142L186 141H183V142H185V144H184V147L182 146V148L180 149L179 147V145H182V143L179 141V142H177L178 140H180L179 138H181V141L183 140V138L186 140V137H184V135H183V133H185L186 132V130H187V134H189V135H193L192 133H191V128L190 127H192V126H190L189 125V127H187L188 126V124L187 125H185V127L184 128H176L177 130L176 131H178V132H172L173 130L171 129V135L170 136H172V137H174L177 133H182V136H183V138H182V136H180L179 134H177V136L179 137V138H176V137H174V138H176V139H178V140H176V139H174L175 140V142H173L172 143V137H171V140H170V138L168 137L167 138V135H165L166 136V141L168 142V139L171 141V143H170V141H169V144H167V148L165 147L166 146V143H165V137L164 136H162L163 134H162V132H161V139L164 141V144H165V146H164V144L163 143H161L162 142V140L159 138V136L157 137V138H159L160 140H161V144H159V140L158 141H154V142H152L151 140L152 139H150L149 138V133H147V131L145 130V128H144V130L146 131L145 132V134L143 133L142 135H144V136H147L148 137V140L149 141H151V142H148L149 143V145L151 146H149L151 149H153L152 147H154V143H155V145H156V147H154L155 149V152H153V153H155V156L154 155H151L152 154V152H149V153H151V154H149L150 155V159H149V156L147 155L148 153H146V151H145V153L146 154H144V153H142V154H144V159H145V157H147L148 159H147V161L145 162L144 160H142V161H140V162H143V164H144V162H145V164H146V168L144 169L145 171H144V173L146 172V174L147 173H149L148 175H150V176H146L145 174H141V172H138V170H135V171H133L134 173L135 172H137V173H135V175L136 174H139V175H136V176H138V177H136L135 175H134V173L132 172L131 174H133L135 177H134V180H135V178H136V181H137V183H135L136 181H132V182H134L135 184H137V186H139V184L142 182V181H139L138 180V178L139 177H141V180H142V178H143V180H144V182H145V180L146 181H148L150 178L153 180V179H155V177H154V175H151V171H153L154 172V168H156V166H158L159 165V168L156 170V172H157V174H159L160 175V172L161 171H163L162 173H167L166 171H167V169H168V171L170 172V173H168V175L170 174L171 175V173L172 174H174L176 171H177V169L180 167V169H179V171H177L176 173H178V172H182L181 170H183L184 168H185V170H183L184 172L186 171V166H187V171L189 172V165H191L190 167L192 168H190L191 169V173H192V170L194 169V174L195 175H193V176H191V174H190V172L188 173V174H190L189 175V177L191 176V177H193L194 178V176H195V178H196V176H197V179H198V175H199V183H200V179L202 178V180L204 181V184H205V186H203V188L204 189H209L210 190V188H211V186H212V189L211 190H218V193H220L219 192V189H218V187L217 188H215L216 186H218L219 184H220V182H221V180H217L218 179V177L216 178L215 177V175H219V177H220V175H221V179L222 178H224V177H226V176H224V175H229L230 176V174H231V170L229 171L230 172V174H224V172H223V176H222V171L221 170H223V171H225L224 169L225 168H230V167H232L230 164H229V166L227 165V167H225L224 168V165H222L223 163V161L222 160H225V158L224 159H222V157H223V155H221L222 154V150L220 151L219 150V147H218V153L216 152V143H211V137H210V134H212V133H210V129L208 130V127H206V126H208V125H210V124H208V125H206L205 126ZM11 126V125H10ZM58 126V125H57ZM59 126V127H60ZM117 126V125H116ZM119 126H120V128H121V131L119 130L120 128H119ZM118 126V128H116V131L117 130H119L118 132H122L123 130H124V135L125 134H127L128 132H130L131 130H129L128 128L127 129H123V126L121 127V125H119ZM150 126V127H149ZM155 126V127H154ZM218 126V125H217ZM234 126V125H233ZM2 127H4V126H2ZM21 127H24V126H21ZM58 127V128H59ZM108 128L109 130L111 129V128ZM137 127V126H136ZM134 128L133 127V129L134 130H132V132H130L131 134H133L134 132H135V130H136V132H135V134L132 136V135H130L129 133L127 134V137L126 136H123V132L121 133L122 134V136H118V140H119V137L121 138V140L123 141V139H122V137H124V139H125V137L127 138V139H125V141H127V143H128V139H129V142H131V143H128V144H126V142H124L123 141V143L124 144H126V146H124L123 144H122V141H121V143H118V144H120V146H122V148H121V150L123 149V147H129V149H130V147H138L137 145H140L141 146V144H140V142L141 141H143V139L145 138V140L147 139V137H144L143 136V139H141L140 140V142H139V144H138V141L136 140L134 143H136V146L135 145H133L132 143H133V140H135L134 138H136L137 139V137H135V135L137 134V132H139L138 130H139V128L137 127V128ZM152 127V128H151ZM160 127V126H159ZM209 127H211V125L209 126ZM14 128H15V126H14ZM13 128V129H14ZM55 128V127H54ZM107 128V127H106ZM114 129H115V127H113ZM161 128V127H160ZM163 128V127H162ZM169 128V129H168ZM174 128V129H175ZM190 128V129H189ZM23 129V128H22ZM49 129V128H48ZM132 129V128H131ZM138 129V130H137ZM140 129V130H141ZM164 129V128H163ZM184 129V131H182ZM193 129V128H192ZM212 129V128H211ZM0 130H3V129H0ZM19 130V129H18ZM21 130V129H20ZM19 130V131H20ZM42 130V129H41ZM69 130V129H68ZM71 130V129H70ZM107 130V129H106ZM144 130H142V131H140L141 133L142 132H144ZM179 130H181V131H179ZM195 130V129H194ZM193 130V131H194ZM213 130V129H212ZM15 131V130H14ZM13 131V132H14ZM17 132V133H20V132ZM24 131V130H23ZM31 131V130H30ZM74 131V130H73ZM77 131H75V132H77ZM154 131V130H153ZM162 131V130H161ZM165 130H163V133L164 132H166ZM189 131V132H188ZM214 131V130H213ZM16 132V131H15ZM68 132V131H67ZM66 132V133H67ZM108 132V131H107ZM197 132V131H196ZM220 132V131H219ZM73 133V132H72ZM140 133V134H141ZM175 134L174 136L172 135V134ZM194 133V132H193ZM215 133V132H214ZM214 133L212 134L213 135V137H214ZM239 133H240V131H239ZM241 133V134H242ZM70 134V133H69ZM139 134V135H140ZM187 134L185 133V135L187 136ZM195 134V133H194ZM196 134L194 135V136H196ZM74 135V134H73ZM72 134L71 135H68V138L69 139H74V137L75 136H73ZM82 135V134H81ZM128 135H130V137L131 138H128L129 136ZM158 135V134H157ZM157 135H155V136H157ZM65 136V135H64ZM66 136H67V134H66ZM104 136V135H103ZM64 138V137H63ZM115 139L114 140V142H112L111 141V139ZM140 138H142V136L140 137ZM157 138H155L154 140H157ZM189 138V137H188ZM187 138V140H191V138H189L188 139ZM193 138H196V137H193ZM102 139V138H101ZM130 139H133L132 141L130 140ZM198 139V138H197ZM221 139V138H220ZM242 139H244V138H242ZM87 140L85 141V142H87ZM145 140H144V142H145ZM147 140V141H148ZM173 140V141H174ZM195 140V139H194ZM249 140L247 141V142H249ZM57 141V140H56ZM101 141H103V140H101ZM197 141V140H196ZM213 141H215V139L213 140ZM220 141H222V140H220ZM244 141H246V140H244ZM118 142V141H117ZM142 143V149H144L143 148V146L146 144V143ZM188 142H190V141H188ZM198 142H200L199 140H198ZM216 142V141H215ZM69 143V142H68ZM68 143L66 144V146L68 145ZM74 143V142H73ZM193 143H195V142H193ZM192 143V144H193ZM57 144V143H56ZM88 144H89V141H88ZM116 144V143H115ZM114 144V145H115ZM122 144V145H121ZM133 145V146H130V145ZM144 144V145H143ZM163 144V145H162ZM197 144V143H196ZM212 144H214L215 145V148L213 147L214 145H212ZM252 145V143H249L248 145L249 146H251ZM161 145V146H160ZM170 145V146H169ZM194 146H196L195 144H193ZM66 146H59L58 148H55V150H59V151H62ZM103 146V147H102ZM140 146H139V148H140ZM148 146V145H147ZM163 146V147H162ZM168 146H169V148H168ZM199 145H197V147H198ZM219 146V145H218ZM247 146V145H246ZM56 147V146H55ZM86 147V146H85ZM91 147V148H90ZM145 147V146H144ZM149 147H146L147 149H149ZM200 147H198L199 149H200ZM236 147V146H235ZM253 147H251L252 149H253ZM68 148V147H67ZM131 148V149H132ZM136 148L134 149L135 150V152H136ZM140 148V149H141ZM146 148H145V150H146ZM188 148V147H187ZM233 148V147H232ZM232 148H230V149H232ZM242 148V147H241ZM125 149V148H124ZM127 149V148H126ZM125 149V150H126ZM192 149H193V147H192ZM194 149H197V148H194ZM198 149V150H199ZM238 149H240V148H238ZM252 149L250 150V151H252ZM53 150H54V148H53ZM54 150V151H55ZM120 150V151H121ZM125 150H123V151H121V152H124ZM139 150V149H138ZM128 151H130V150H127V152ZM132 151H133V149H132ZM149 151V150H148ZM151 151V150H150ZM193 151V150H192ZM196 151V150H195ZM203 151H204V153H203ZM221 152V154H220V152ZM245 151L246 150H244V153H245ZM253 151H255L254 149H253ZM258 151V150H257ZM105 152V153H104ZM111 152H109V153H111ZM126 152V153H127ZM134 152V151H133ZM132 152V153H133ZM135 152H134V154H135ZM194 152V151H193ZM216 152V153H215ZM261 152H259V153H261ZM53 153V152H52ZM104 153V154H103ZM108 153V154H109ZM125 153V154H126ZM139 153V152H138ZM138 153H136V155L138 154ZM141 153L140 154H138V158H143L142 156L143 155H141ZM197 153V152H196ZM224 153V152H223ZM241 153H243V152H241ZM247 153V152H246ZM107 154V155H108ZM128 155L129 154H131V151H130V153H127ZM193 154V153H192ZM229 154V153H228ZM56 155V154H55ZM96 155V156H95ZM106 155V156H107ZM110 155V154H109ZM141 157H140V156ZM146 155V156H145ZM156 155L158 156V158L156 157ZM212 155V156H211ZM231 155H232V153H231ZM242 155V154H241ZM249 155V154H248ZM122 156V155H121ZM135 156V155H134ZM151 156H154V158H152ZM222 156V157H221ZM240 156V155H239ZM263 157H264V154L262 155ZM54 157V156H53ZM101 157H103V159L101 158ZM107 157H109V156H107ZM155 157L157 158V159H155ZM185 157L186 158H188V161H189V159L191 158V161H192V163H190V162H187V163H189V165L187 164V163H185V164H187L186 166H185V164L183 165V163L185 162V161H187V160H185ZM195 157H193V160H194V158ZM225 157H226V155H225ZM237 157V156H236ZM110 158V157H109ZM232 158V157H231ZM244 158H245V156H244ZM51 159V158H50ZM99 159V158H98ZM229 159V158H228ZM235 159V158H234ZM237 159V158H236ZM235 159V160H236ZM252 159V158H251ZM259 159V158H258ZM261 159H264V158H261L260 157V160ZM15 158H14V156H13V159H10V161H9V164L10 165H13L14 167H16L15 166ZM136 160V163L138 164H140V166L138 167V165L136 164V167H138V168H140L141 170H139V171H142L143 169V164H142V168H141V163L139 162V160H141V159H135ZM159 160V161H158ZM181 160H185L184 162H182ZM226 160H227V158H226ZM225 160V161H226ZM248 160V159H247ZM138 161V162H137ZM156 161V162H155ZM228 161H230V160H228ZM227 161V162H228ZM234 161V160H233ZM232 160H231V162H233ZM237 161V160H236ZM250 161V160H249ZM252 161V160H251ZM251 161L250 162H248V163H250V165L248 164L247 166H244V167H242V164L244 165V163H242L241 164V166L239 165V167L237 166V164H233V165H236V167L235 166H233V167H235V170H237V169H239V174L241 173V171L242 170H244L243 172H245L244 174H248V171H249V173H250V171H251V169H254V168H256L255 166L256 165H252V164H254V163H251ZM47 162V161H46ZM102 162H104V161H102ZM107 161L105 160V163L104 164H107L108 165V167L109 166H111L112 164H108L109 162H107ZM182 162V163H181ZM193 162H195V163H198V162H200L198 165H196L195 166V168L194 167H192V164H193ZM227 162H224V164L226 163L227 164ZM231 162H229V163H231ZM239 162V161H238ZM242 162V161H241ZM240 162V163H241ZM259 162V161H258ZM111 163H113V162H111ZM157 163V164H156ZM159 163V164H158ZM237 163V162H236ZM17 164V163H16ZM120 164V163H119ZM131 164V163H130ZM156 164V165H155ZM160 164H162L161 166H162V168L164 169V166L165 167H167V165H168V167H167V169L165 170H163V169H161L160 170V172H159V169H160ZM163 164H167V165H164L163 166ZM180 164H182L184 167H182V165L181 166H179ZM214 164L217 166V169H215L214 170V172H213V170L211 169V168H213L214 167ZM225 164V165H226ZM247 164V163H246ZM133 165V164H132ZM222 165V166H221ZM112 166H114V167H112ZM111 166V168H114L115 169V165H112ZM193 166H194V164H193ZM215 166V167H216ZM221 166V167H220ZM253 166H254V168H253ZM6 167V166H5ZM10 167V166H9ZM13 167V168H14ZM136 167L134 168V166H133V169H136ZM171 167V168H170ZM182 167V168H181ZM214 167V168H215ZM220 167V169H218ZM223 167V168H222ZM233 167H232V169H233ZM241 167V168H240ZM111 168H105L106 169V171H108V173L110 172V171H115V170H110ZM130 168H132V167H130ZM213 168V169H214ZM237 168V169H236ZM244 168V169H243ZM264 168V167H263ZM1 169H2V167H1ZM16 169V168H15ZM68 169V168H67ZM74 169V168H73ZM73 169H71L70 170V172L69 173H66V174H64L61 178H60V181H58L57 182V184H56V187H58V189L60 190L61 189V192L60 193H62V191H63V193H65L64 191H68V190H70V188L69 187H72V184H71V182H72V179H73V175H74V173H76V171L75 170H73ZM116 169H117V167H116ZM209 169H211V170H209ZM9 170V169H8ZM110 170V171H109ZM147 170V171H146ZM217 170H220L221 172H219V171H217ZM246 170H248L247 172H246ZM11 171V170H10ZM75 171V172H74ZM126 171V170H125ZM173 171V172H172ZM253 172L255 171V170H252ZM6 172H8V171H6ZM65 172V171H64ZM128 172V174H130L129 173V171H127ZM155 172V173H156ZM159 172V173H158ZM209 172H211V173H209ZM212 172L213 173H215L214 174V176H212ZM217 172V173H216ZM220 174H219V173ZM235 172V171H234ZM242 172V173H243ZM253 172H251V173H253ZM262 172V171H261ZM264 172V171H263ZM10 173V172H9ZM105 173V172H104ZM107 172H106V174H108ZM143 173V172H142ZM162 173H161V175L160 176H162V178L161 177H159L160 179H165L166 177H164V174L162 175ZM176 173L174 174V175H176ZM225 173H227V170H226V172ZM236 173V172H235ZM250 173V174H251ZM109 174H113V173H109ZM107 175L108 177L109 176H111V175ZM130 174V175H131ZM152 174H154V173H152ZM156 174V176H158ZM180 173H178V175H179ZM183 174H185V173H183ZM188 174H186V175H188ZM209 174H211L210 176H207V175H209ZM237 174V173H236ZM238 174V175H239ZM250 174H248V175H250ZM257 174H259V173H257ZM103 175V177L105 178L106 177V175L105 174H102ZM133 175H131L130 176V178L133 176ZM168 175H166V176H168ZM170 175L168 176V177H170ZM174 175L172 176L173 178H175L174 177ZM178 175H176V176H178ZM235 175V174H234ZM240 175H242V174H240ZM239 175V176H240ZM246 176V175H244V176H246V177H249V176ZM256 175V174H255ZM100 176V175H99ZM126 177H127V182H128V179H129V176L127 175V173H126V175H125ZM181 176H184V175H182L181 174ZM180 175L177 177V178H175V179H177V182L179 181L180 182V180L178 179L179 177H181ZM212 176V177H211ZM244 176L243 177H241L240 176V178L242 179V178H244ZM251 176V175H250ZM102 176H101V178H103ZM122 177H124V176H122ZM126 177H125V179H126ZM149 179H148V178ZM152 177H154V178H152ZM164 177V178H163ZM185 178H186V176H184ZM184 177H182V178H184ZM211 177V178H210ZM231 177H233V175H231ZM256 177V176H255ZM258 177V176H257ZM103 178V179H104ZM110 179H111V177H109ZM133 178V177H132ZM131 178V179H132ZM145 178H147V179H145ZM158 178V177H157ZM156 178V179H157ZM158 178V179H159ZM185 178H184V180H185ZM188 178V177H187ZM186 178V179H187ZM213 178H214V180H213ZM216 178V179H215ZM227 178V177H226ZM235 178H238V176L237 177H235ZM96 179H97V176H96ZM103 179H100V177H98V182L99 183H101L100 181L101 180H103ZM124 179V178H123ZM123 179H121L120 181H122ZM130 179V180H131ZM168 179V178H167ZM189 179V181L192 179H190V178H188ZM188 179L187 180H185V182H187V184H184V186L185 185H187L188 186ZM228 179V178H227ZM227 179H225L224 178V180H223V183H224V181L225 180H227ZM230 179V178H229ZM229 179L227 180V182L229 181ZM244 179H246L247 180V178H244ZM243 179V180H244ZM248 179H250V178H248ZM105 180H106V178H105ZM105 180H103V181H105ZM109 180V179H108ZM151 180V181H152ZM166 180V179H165ZM182 180V179H181ZM215 180H217V182H216V184L217 183H219V184H217L216 186H214L213 187V185H212V181L214 182L213 184H215ZM232 180V179H231ZM236 180H238V179H236ZM74 181V180H73ZM107 181V180H106ZM123 181H126V180H123ZM123 181H122V183H123ZM138 181L140 182V183H138ZM150 181V180H149ZM148 181V182H149ZM150 181V182H151ZM160 181V180H159ZM162 181V180H161ZM161 181H160V183L158 182V180H156L154 183L157 185L158 183L161 185H159L160 187H162L163 189H164V186H163V184L165 183V182H162L163 184H161ZM174 181V180H173ZM192 181H193V179H192ZM192 181H191V185H192ZM254 181V180H253ZM252 181V182H253ZM263 181V180H262ZM113 182V181H112ZM118 181H116V183H117ZM150 182L148 183V184H146V185H148L149 186V184H150ZM158 182V183H157ZM182 182H184V181H182ZM194 182H196L195 180L193 181V183ZM233 182V181H232ZM245 182V181H244ZM244 182H241V184L242 183H244ZM248 182V181H247ZM246 182V183H247ZM256 182H257V180H256ZM73 183V182H72ZM98 183V184H99ZM103 183V182H102ZM105 183H107V182H105ZM153 183V184H154ZM198 183V184H199ZM203 182L201 181V183L200 184H202ZM258 183H260V182H258ZM45 184V183H44ZM98 184H96V186L97 187H99L100 188V186H105V185H101L100 184V186L98 185ZM104 184V183H103ZM114 184H115V182H114ZM118 184V183H117ZM128 184V183H127ZM142 184V186L140 185V187L139 188H142L141 190L139 189L138 191V193H139V195H142L141 197L139 196V198H141L142 199V197H144L143 199H145V198H148V197H150V198H153L154 197V195H156L155 194V192L157 191H159L158 192V194L159 193H161L160 192V190L162 189V188H158V190H156L157 189V186L156 185H152V183L150 184V185H152V187H154V186H156L155 188H152L151 186H146L144 183H141ZM174 184V183H173ZM178 184V185H177ZM179 184L180 183H176V185L177 186H179ZM189 184V185H190ZM195 184V183H194ZM193 184V185H194ZM199 184V185H200ZM222 184V183H221ZM220 184V185H221ZM251 184V183H250ZM254 184V183H253ZM255 184H257V183H255ZM254 184V185H255ZM107 185V184H106ZM122 185H125L124 183L122 184ZM132 185V184H131ZM165 185V184H164ZM190 185V186H191ZM196 185V186H195ZM194 186H192V187H194V189H202V190H204L201 186L203 185H200V187H198L197 186V183L195 184ZM219 185V186H220ZM223 185V184H222ZM227 185H228V183H227ZM253 185V186H254ZM258 185H260V184H258ZM46 185H41V187L43 188V187H45ZM93 186V185H92ZM108 186H109V184H108ZM116 186H118V185H116L115 184V187ZM119 186H120V184H119ZM127 186V185H126ZM143 186H146V188H147V190H149V188H150V190L151 191H149V193H151L152 191L154 192V189L156 190L155 192H154V195H152V194H150L149 195V193L146 191L145 192V190H146V188L144 189V187ZM158 186V187H159ZM177 186H175L174 188H175V191H176V189L178 188V190H180V189H183L184 190V187H183V184L181 185V187H180V189H179V187H177ZM253 186L249 189L250 190V193L252 192V191H254V189H255V187L257 186H255L254 187V189L253 190H251L252 188H253ZM47 187V186H46ZM89 187V186H88ZM110 187H112V185H110ZM110 187H108V189L106 188V186L105 187H103L102 189H101V191L99 190V188H98V190H99V192H101V193H106L107 195L109 194L110 196L112 195V193L114 194V192H115V194H117L116 193V191H114V192H108V191H113V189H115V187L113 186V188H111L110 189ZM122 187V186H121ZM134 187H135V185H134ZM168 187V186H167ZM166 187V188H167ZM183 187V188H182ZM191 187V188H192ZM207 187V188H206ZM248 187V186H247ZM260 187H263L262 186V183H261V186ZM41 188V189H42ZM118 187H116V189H117ZM132 188V187H131ZM166 188H165V193H163V191H162V194H166V192L168 191V189H167V191H166ZM220 188V187H219ZM221 188H223V187H221ZM225 188V187H224ZM46 189V188H45ZM115 189V190H116ZM119 189V188H118ZM130 189V188H129ZM144 189V190H143ZM153 189V190H152ZM160 189V190H159ZM171 189H173V188H171L170 187V190ZM196 189V190H197ZM200 189V191H202ZM40 190V189H39ZM121 190V191H120ZM120 190H117V191H119V192H122V190L123 189H120ZM143 190V192L144 193H142V192H140V191H142ZM169 190V191H170ZM174 190V189H173ZM173 190H171V193L173 192L174 193V191ZM177 190V191H178ZM186 190H187V188H186ZM189 190V189H188ZM192 190V189H191ZM210 190V191H211ZM246 190H248V189H246ZM245 190V191H246ZM168 191V192H169ZM176 191V192H177ZM193 191V190H192ZM208 190H205V191H202V192H206V194H204L205 195V197H203V198H206V195L207 196H209V192H207ZM222 191V190H221ZM5 192V191H4ZM40 192H42V190L40 191ZM88 192H89V190H88ZM129 192V191H128ZM131 192V191H130ZM152 192V193H153ZM181 192V194H182V192L184 193L185 192V190L184 191H180ZM179 192V193H180ZM187 192V191H186ZM197 192V194L199 193V190H197L196 191ZM6 193V192H5ZM111 193V194H110ZM134 193H136V192H134V190L132 191V193H129V194H127V192L124 194V192L123 193H118L116 196L117 197H120L121 195L122 196H124V197H122L121 198V201L123 200V198H127V195H134ZM148 194V197L146 196L147 194ZM195 193V192H194ZM201 193V192H200ZM246 193H248L247 195H251L248 191H246ZM245 193V194H246ZM7 194V193H6ZM66 194V193H65ZM88 194V196H89V194H91V190H90V192L89 193H87ZM105 194V195H106ZM115 194L114 195H112V196H115ZM124 194V195H123ZM137 194V193H136ZM134 195V196H130L131 198H127V200L128 201H131L130 199H133L132 201H137L138 200V203L140 202L139 200H141V199H137V200H134L135 199V196L137 197V195ZM143 194H145V196H143ZM162 194H160L163 198L166 196V195H162ZM175 194V193H174ZM185 194V193H184ZM196 194V195H197ZM202 194V193H201ZM200 194V198L201 199H203L202 198V195ZM213 194V192H211V194H210V196H209V198L211 199V195ZM222 194V193H221ZM243 194V193H242ZM256 194V193H255ZM2 195H3V193H2ZM2 195H0L1 197H0V248L2 247L3 248V246H4V244H5V246L4 247H6L7 245H6V243H9V242H7L8 240H10V237L12 236H17L18 238H19V241H21V242H23L24 243V245L25 246H28V245H31V246H34V252H35V254H34V256H33V262L35 263V264H40V262H44L45 261V258H46V261L48 260V259H50V258H48V257H46V255H45V257H44V255L42 256V254L44 253V251H43V253L41 252L42 250H39V249H41V247L44 245V244H46V243H48L47 244V246L50 244V242L52 243V241H53V243H54V238H56L57 237V235L59 234V232L61 233V230L62 229H69V228H78V229H76V230H79V227L80 228H82V226L80 225V224H78V223H80V222H77V221H73V220H67V219H65L62 215L65 213H62V214H58V212L60 213V210L62 209V207H61V205L63 206V204H61V202L63 203V201H60V200H58L57 199V196L54 198V200L53 199H37L35 202H37L38 200H40V201H38L37 203H35L34 205H35V207H33L34 205H32L31 206V204H33L31 201V203H30V205H29V203L27 204V202L26 203H22L21 201L19 202V201H12V202H4L5 200H1V198H2ZM64 195V194H63ZM94 194H92L91 196H89V198L90 197H92ZM103 195V194H102ZM101 195V196H102ZM107 195H106V197H107ZM167 195H168V193H167ZM172 196H173V194H171ZM199 195V194H198ZM203 195V196H204ZM220 195V194H219ZM253 195V194H252ZM95 196V195H94ZM104 196V195H103ZM126 196V197H125ZM128 196V197H129ZM168 196H170V194L168 195ZM167 196V197H168ZM178 196V195H177ZM180 196V195H179ZM214 196V195H213ZM212 196V197H213ZM217 196V195H216ZM223 196V195H222ZM263 197H264V195H262ZM261 196V197H262ZM4 197V196H3ZM105 197V198H106ZM156 198L158 197V196H155ZM154 197V198H155ZM162 197H160V198H157V199H161L160 201H158L160 204H162V202H163V198ZM167 197H165V199H167ZM181 197V196H180ZM215 197V196H214ZM245 197V196H244ZM6 198V197H5ZM61 198H63V197H61ZM60 198V199H61ZM94 197H92V199H93ZM110 198V197H109ZM153 198V200H154V203L155 202H157V201H155V199ZM184 198V197H183ZM199 198V199H200ZM4 199V198H3ZM115 199V198H114ZM149 199V198H148ZM173 199V198H172ZM178 199V198H177ZM200 199V200H201ZM206 199H208V198H206ZM214 199V198H213ZM254 199V198H253ZM257 199V198H256ZM30 200V199H29ZM64 200V199H63ZM113 200V199H112ZM117 200V199H116ZM119 200V199H118ZM199 200V201H200ZM204 201H205V199H203ZM212 200V199H211ZM216 200V199H215ZM257 200H259V199H257ZM60 201V202H59ZM124 201H126L125 199H124ZM144 201V200H143ZM167 201H169V200H167ZM171 201H173V200H171ZM178 201V200H177ZM197 201V200H196ZM208 201V200H207ZM206 201V202H207ZM213 201V200H212ZM251 201V200H250ZM108 202V201H107ZM113 202V201H112ZM118 202V201H117ZM157 202V205H159V203ZM182 202V201H181ZM114 203V202H113ZM119 203V202H118ZM122 203H123V201H122ZM131 203V202H130ZM137 203V202H136ZM166 202H164V204H165ZM169 203V202H168ZM177 203V202H176ZM208 203V202H207ZM60 204V205H59ZM115 204H116V201H115ZM119 204H121V203H119ZM156 204V203H155ZM167 204V203H166ZM181 204H183V206L181 205ZM181 204H178V206L179 205H181L182 206V210H183V207H184V203L182 202ZM209 204H210V202H209ZM116 205H118V204H116ZM154 205V204H153ZM153 206L152 207V209L155 211V210H157L158 212H159V210H160V212L162 213V211H164V210H162L161 208H162V205H161V207L160 206ZM171 205H173V203L171 204ZM132 206H133V204H132ZM141 206V205H140ZM166 206V205H165ZM206 206V205H205ZM61 207V208H60ZM114 207H117V206H115L114 205ZM158 207H160V209L158 208ZM164 207V206H163ZM32 208H33V210H32ZM155 208V209H154ZM157 208V209H156ZM166 208V207H165ZM164 208V209H165ZM179 208V207H178ZM185 208V207H184ZM34 209H35V212H36V219H37V221H39V222H41L40 223V225L36 228V229H39V228H42L43 229V231H41L42 229H40V230H36V231H38V232H36L35 231V233H34V236H32V237H30V239L28 238V237H26L25 236V233H26V235L28 234L29 235V233H27L28 231H27V229H28V226H26L27 227V229H26V227H25V225H21L20 224V228H18L19 229V231H18V233H16V232H11V230H12V226L10 227V224H9V222H11V220H13L15 217H28L27 215H29V213L30 212H33L34 211ZM149 209H151V207H149ZM148 209V211L150 212H154L153 210H149ZM159 209V210H158ZM169 209V208H168ZM177 209V208H176ZM179 210V209H178ZM62 211V210H61ZM109 211H112V209L111 210H109ZM114 211V210H113ZM118 211V210H117ZM157 211H155L154 213H157L158 214V212ZM166 211V210H165ZM180 211H181V209H180ZM185 211H187V205H186V208H185ZM159 212V213H160ZM109 213V215H110V212H108ZM108 213H105V214H108ZM113 213V212H112ZM112 213H111V216H112ZM136 213H137V211H136ZM153 213V214H154ZM118 214V213H117ZM116 214V215H117ZM164 215V214H163ZM121 216V215H120ZM158 216V215H157ZM143 217H145V216H143ZM142 217V218H143ZM147 217V216H146ZM25 218H23V219H25ZM30 218V217H29ZM27 219V218H26ZM25 219V220H26ZM124 219V218H123ZM131 219V218H130ZM120 220V219H119ZM153 220H154V218H153ZM18 221V220H17ZM151 221V220H150ZM32 222V221H31ZM145 222V221H144ZM152 222V221H151ZM38 223V222H37ZM24 224V223H23ZM26 224V223H25ZM113 224H115V222L113 223ZM33 225V224H32ZM38 225V224H37ZM122 225V224H121ZM120 225V227H122ZM22 226V227H21ZM25 227V229H24V227ZM79 226V227H78ZM114 227V226H113ZM116 227V226H115ZM118 227V226H117ZM120 227H118L117 228V230L119 231L120 229H122V228H120ZM74 228V229H75ZM30 229V228H29ZM28 229V230H29ZM44 229H45V231H44ZM73 229V230H74ZM115 229V228H114ZM35 230V229H34ZM71 230V229H70ZM75 230V231H76ZM24 231H25V233H24ZM27 231V232H26ZM32 231V230H31ZM39 231L41 232V233H39ZM65 231V230H64ZM72 231V230H71ZM116 231V230H115ZM117 231V232H118ZM124 231H127V230H124ZM21 232H23V234L21 233ZM30 232V231H29ZM63 232V231H62ZM79 232V231H78ZM77 232V233H78ZM56 233H57V235H56ZM119 233H121V231L119 232ZM125 233V232H124ZM73 234V233H72ZM75 234V233H74ZM54 235H56V236H54ZM97 235V234H96ZM96 235H95V237H96ZM126 235V234H125ZM147 235V234H146ZM151 235V234H150ZM54 236V237H53ZM59 236V235H58ZM66 236V235H65ZM74 236V235H73ZM11 237V238H12ZM68 237V236H67ZM67 237H66V239H67ZM70 237V236H69ZM17 238V239H18ZM32 238V239H31ZM44 238H45V240H44ZM53 238V239H52ZM148 238V237H147ZM13 239V238H12ZM57 239V238H56ZM65 239V238H64ZM44 240V241H43ZM72 240V239H71ZM17 241V240H16ZM46 241V242H45ZM56 241V240H55ZM70 241V240H69ZM44 242V243H43ZM61 242H62V240H61ZM43 243V244H42ZM72 243V242H71ZM42 245V246H41ZM53 245H55V244H53ZM50 246V245H49ZM56 246V245H55ZM39 247V248H38ZM51 247H52V245H51ZM50 247V248H51ZM128 247V246H127ZM130 247V246H129ZM26 248H28V247H26ZM9 249V248H8ZM52 249V248H51ZM129 249V248H128ZM27 250V249H26ZM38 250L42 253V254H40V252H38ZM54 250V249H53ZM71 250V249H70ZM74 250V249H73ZM127 250V249H126ZM4 251H5V248H4ZM69 251V250H68ZM72 251V250H71ZM11 252V251H10ZM51 252V251H50ZM53 252V251H52ZM56 252V251H55ZM74 252V251H73ZM7 253V252H6ZM5 252H3V251H0V264H9L10 262H11V259L13 258V256H12V254L10 253V254H6ZM27 253H29V252H27ZM40 255H39V254ZM126 253L128 254V253H131V248L129 249V251L127 250L126 251ZM50 254V253H49ZM54 253H52V254H50L49 256L51 257V255H53ZM70 255V254H69ZM128 255H130V254H128ZM72 256V255H71ZM44 257V258H43Z\"/></svg>",
	"mask_w": 264,
	"mask_h": 264
}]
</instances>
